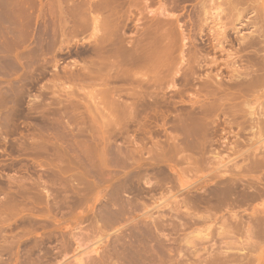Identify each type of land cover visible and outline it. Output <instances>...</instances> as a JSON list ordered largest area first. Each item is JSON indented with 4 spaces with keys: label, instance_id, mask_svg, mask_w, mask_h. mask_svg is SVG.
Here are the masks:
<instances>
[{
    "label": "rangeland",
    "instance_id": "rangeland-1",
    "mask_svg": "<svg viewBox=\"0 0 264 264\" xmlns=\"http://www.w3.org/2000/svg\"><path fill=\"white\" fill-rule=\"evenodd\" d=\"M99 1L98 0H15V1L14 0H0V241L2 240V238H5L6 240L3 239L4 240L3 243L7 242L6 245L2 244L3 240L0 242V248H1L0 256L2 255V257H0V264H19V263H21V264H77V262L74 261V260H76L75 255H77V253H78L76 250L77 244L81 243L80 245H84L83 249H86L88 247L93 246L94 243L98 242L99 240H101V242L97 243L92 248H95L96 246L100 245L99 246V254L103 253L104 256H102V254L98 255V253H96V254L92 253L91 257L93 258V255H94V258H93L94 260L92 259L93 262H95L96 260L97 261L99 260L98 262H100V264H102V263L103 264H109L108 262H110V264H132V263L133 264L134 263H136V264H155V263L156 264H209V262H210V264H212V261H213L215 256H217V257L222 256L223 260L224 259L228 260L230 262V264H232L233 262L235 263L236 260L238 262H236L235 264H240V263L242 264V261H246V260H243V257H244L243 255L246 256V258L244 257V259H247V261L249 262V263H247V261H246V262H243V264H245V263L253 264V262L256 260L257 261L254 264H264V238L262 239V236H264V235L262 234L263 232L261 231V233H259V234H262V235L259 237L258 236L259 235L258 234L259 228H257V227L261 226L259 223L264 219V215H263L264 214V205H263L264 204V201H263L264 195L263 196L261 195L263 200L261 197H260L261 199L260 198L256 199L254 197L255 200H253L254 198L253 199L251 198V199H248V202L244 201V202H246V204L244 202L243 203L238 202L239 205L237 203L236 204L237 207L234 206L235 210L233 208L232 209L233 211L231 209H227V207H226L227 205L219 206L216 204L217 206H215L213 204L212 205L213 207H211V208H214V209L213 210L211 209V212L217 211L215 218L213 219L214 221H212V222L210 221V222L205 223V224L202 223V224H199L196 226H191L192 227L191 228V227H188V225L186 223V222H188V219H186V217H184L185 213H187L191 208L187 207L189 204L187 206H185L187 203L183 205V203H185V202L182 200L184 198H185L184 200H186V198H188L186 195H188V194H182L181 193L178 196L174 197L173 199L172 198L170 199L171 195H169V196L167 195V194H169V192L166 193L165 191H163V195L165 193V195L168 196V200L170 199L168 201L169 203L167 201L164 203V204L167 203L169 206L168 205L165 206L164 204L159 205L161 202V201H159V199L158 200H155V199L151 200L150 197L145 196V195L141 194L140 192L138 193L139 195H137L136 193H135L136 195L135 194L133 195V193H130V191L127 192V194H126V192L121 191V193L124 192L122 194V196L126 200L131 199V201H134V202L139 200L140 205H142V203L143 204L145 203L147 205H146V208L144 206H140L141 209L136 210L132 216H131V214L129 215V217L125 216V218L123 219L124 221L121 220V221H117L115 223L113 222L115 224L114 226H112L113 224H110L108 226L107 222H106L105 224H106L107 228L109 227L108 228L109 230H108L106 228L105 224H103L106 221V219L104 218L103 215L106 216V214L102 211H103L104 204L107 203V200H108L107 197L110 196L109 194L111 193L110 191H111V188L113 187V185L115 183V180L110 178L111 176L110 177L107 176L108 171H106L105 172L106 175H104L102 177L100 176V178L108 177V182L110 184L108 182H107V184H109V187L108 186L106 187L107 184H105V182L103 184H102V182L100 183L99 180L96 179L97 177L95 179H92V177H90V176L87 177V175L86 176L83 175V177L88 178L87 182L88 181L90 182V180H91V182H93L92 184H89V182L87 184H85L84 181H86V180H82L81 178L78 177L80 172H81L80 175L82 177V171H80V170H81V167L83 168L85 162L79 163V164L83 165V166L80 165L81 167L77 164L78 168H76L77 166L75 164H73L77 161V158L79 157V155H76V154H79V151L77 149L80 146H81V148H84V145H86L85 146L86 149L89 150L90 147H88V146H91L92 145L91 142H94L92 140L93 137H88L89 134H91L90 136H94V138H96V140L100 139L99 141L95 140L96 144L99 143V146H101V145L104 146L106 143V144H111V146H114L113 147L114 149H122L123 151H126L127 148L130 149L133 146H135V144L137 146L139 144L138 142H143V144L141 143L142 145L141 144L140 145L145 146L146 144L149 143L148 146H146L147 148H149V147H151L149 145L153 146L155 144L153 142H155L156 140L160 144L163 141H165L167 139V137H168V139L171 138L169 133H167L168 135H165L166 133L163 131V129H164L163 127H165L166 125L169 128L168 130L170 131V134L172 132H177V131L179 132V129L174 130L173 128L172 129L174 131H171L172 130L171 127L173 125V124L171 125V122L177 121L178 119H181L180 117L181 116L183 117V115H185V113H186L185 111H186V109H188L187 107L192 109V107H190V106H192L193 103H194V105H193L194 108H196V107L201 108V107H203V104H205L207 106L206 103H208V102H205V101H209V99L206 100L205 97L203 98V94H201L202 95L201 97H202V100L205 99L204 103L201 104V102H203V101H201L200 104L197 105V104H195V101L193 102V100H195V98H193V97H195L194 94L195 93L199 94V92H201L200 88H201L202 83L201 82L199 83V81H197L196 78H199V76L204 77L205 74H207L209 71H212L215 73L217 70L223 71L222 73L224 76L230 75L229 71H227L226 69L221 70L222 64H220L219 67H217V68L209 70L210 68L206 69V67L204 66V65H206V62L203 63V61H205V59H204L205 55H207V56L209 55L210 57L215 56V57H217V59L219 61H222V59L226 58V56L222 55V53L220 51L214 50L213 46L211 45V42L215 38V32L217 31L218 26L221 25V24H219V21H218V16H220V15L222 16V19L220 22H222L223 25H226V27H227V28L226 27L225 28L227 29L229 40L236 42L235 40H237L239 37L240 38L244 37L245 42H248V43L250 42L254 45V47H250V48L247 46H244L245 49L241 53V54H243L242 59H244L242 64L245 65L247 63L245 61H248V60L251 61V64L253 62H256V65L253 63L255 65L254 69L257 70L258 72H257V74H253V78L254 79L257 78L258 74H259V77L261 76L262 79H264V65L262 62H261L262 64L260 63V61H262L264 58V0H245L244 2H241V5H239L241 7L238 6V10H232L233 7H229V6H232L231 3L229 2V0H173L174 2L170 1V0H148L149 1L148 3L145 0H118V1L115 0L116 4L119 3L118 5L114 4L115 1H113V0L112 1L114 3L111 0H106V1L99 0ZM132 1L134 4H131ZM135 1L137 2V4L135 3ZM168 1H170V2H168ZM105 2H107L106 3L107 5L105 4ZM111 2H112V4H111ZM242 3H243V5H242ZM93 4H94V6H93ZM130 4L132 6L135 5L134 6L135 8L130 6ZM168 4H169V6H168ZM99 5H100V7H99ZM114 5H116L115 10H113ZM170 5H172V6H170ZM83 6L87 7L89 10H87V8H84ZM107 6H109L110 9ZM104 8H105V10H104ZM106 8H108V10H106ZM165 8H166L165 14H160V12H162V10H164ZM167 8H168V10H167ZM81 10H82V12H81ZM83 11H84V13H83ZM112 11H114L113 12L114 15L112 14ZM75 12H77V13H75ZM110 12H111V14H110ZM153 12L155 13V15L153 14ZM221 12L223 14H220ZM80 13H82L81 14L82 17H83V14H85L83 18L84 19L87 18V20L90 23L89 26H88V24H86V23H88V21L82 22L81 20L83 18L80 20V18H81V16L79 17ZM89 15H90V17H88ZM92 15L94 17L98 15L97 16L98 18L96 17L97 22L101 18L98 23H100V22L103 23L104 21L102 22V20H103V18L105 20V17H106V20L108 18L107 21H109L110 19H111V21L114 20L112 22L113 24L115 22H117L118 25L121 26L120 32L125 36V38L128 37L127 40L133 39V40H131V42H130V40H128L129 42H126L127 47H129V44L132 42H134V44L133 43L132 44L135 45L137 41H134V40L143 36L142 33L146 29L147 30L149 29L147 26L152 27V25H154V23L157 22V19H163V18L165 19V18H168L170 16H173V17H171L173 19L179 18L177 24H176V21H174V25L177 28V29L175 28L176 31H175V29H174V31H172L173 30V29H171L172 27L169 28L167 25L164 26L165 31H166V28L168 27L167 30L168 29L171 30L173 32V34L176 35V36H174L172 34L173 37H175V38L178 37L177 38L178 43L179 42L186 43V44L188 43L186 50H188L187 52L190 51L191 53L190 52L188 53V55L186 56V59H190V56L192 55V53L196 54L195 52H198V57L200 56L199 58L204 59V60L200 59V60H202V63L204 66L202 68L203 70L198 69L199 76L197 74L196 75L197 77L195 76V79L189 83L190 85L192 84L191 86H189V84L187 85V83L181 78V81H184L182 84V82L180 80L173 79L175 76L172 75V72H174L173 74H175L176 76H177V73H176L177 70L180 74H182V72L185 70L187 72H189V70H187V69H189V66L191 67V63L188 62V64H187V62H185L183 64H185L186 66L182 65L180 63L181 62L180 58L176 57L175 61L177 63H174V64L176 65V64L180 63V65L183 66L182 69H181V66L176 65V67L174 66L175 68L173 67V69L171 70V74H169L170 72H168V74H166L171 78H168V76L166 77V75H164L165 77L162 75L161 77H163L164 78L163 79L159 76V80H156V81L164 82L162 84L158 83L156 81L155 82L157 83V85L153 84V80L157 79L158 75L160 73H158V74L154 73L155 70L154 71L152 70V72L154 73L153 74V73H151V71H150L151 69H150L149 70L151 73L150 74L151 76H150L149 71L145 70L146 69L145 66H142L143 70L140 69L141 65H133L132 67L130 66L135 73L138 71L137 74H139V75H137L133 72L135 75H137L136 79L134 78L136 80V82H134L135 80L131 79V77H132L131 73H129L130 76L129 75L127 76L128 78L130 77L129 79L126 78V76L124 75L123 79L121 78L123 81L119 80L117 82L118 79L117 80L115 79L116 83H115V80H113V79H111V81H110L109 76H108V78H105L106 74H108V72L110 73V71H109L110 69L108 70L107 67L106 68L104 67L105 69H103V68L100 69V68H98L99 66L97 67V64L99 65V62H96V61H99V60L97 58V55H94L95 52H93L94 51L93 50V48H94L93 44H95V37H96L95 34H97L96 32L98 31L97 30L98 28L96 29L97 30L96 31L95 25L92 23V21L90 22V20H92L90 18H93ZM109 15H112V16L109 17ZM77 17H79V18H77ZM93 19H95V18H93ZM66 20H68V21H66ZM66 24H70V25L67 26ZM76 24L78 26L81 25L80 27H82V28L79 27L81 30L80 31L76 30L74 32V30H75L74 28H76V26H77ZM181 26H183V27H181ZM100 28L101 27H99V29ZM161 28L163 29L162 31H164V28L163 27H161ZM84 29H86V30H84ZM99 32H101V29L99 30ZM175 32L176 33L179 32V33L176 34ZM137 35H139V36L141 35V36L140 37L138 36V38H137ZM179 35H181V36H179ZM211 35H214V37ZM183 36H185V38H186L185 42H183V40H182ZM67 37H69V38H67ZM211 39H212V41H211ZM181 43L179 45H181ZM132 44H130V47L133 46ZM92 52H93V54H92ZM178 52L175 55L179 56L180 53H178ZM254 54H255V56H254ZM111 60H114V58ZM257 61L259 62L258 64H257ZM93 62H95V63H93ZM55 63H56V65H54ZM58 63H59V66L57 67ZM92 63H93V65H95V67H92L93 66ZM248 63H250V62H248ZM85 67L91 68V69L89 68L90 71H88V73H87V70ZM130 67H128L127 69H129ZM177 67H180V69ZM71 68H72V70H71ZM116 68H115V70L117 71ZM134 68H136L138 70H136V69L134 70ZM67 70L69 71L68 73L72 74V75L68 76ZM78 70H79V72H78ZM83 70H86L85 72L87 74ZM141 70L142 71L145 70L148 73L147 76H145L146 74H142L145 72H142ZM96 71L97 72L100 71L101 73L104 71L102 73V75L103 76L105 75V76H104V78H102V80H103V81L101 80L102 82L100 80H98L99 79L98 77H100V76L96 77V75H97ZM130 71H131V69H129V72ZM186 71H185V73H187ZM90 72H93V73L95 72L94 74L93 73L92 74L94 77H96V79H94V77L91 74H89ZM105 72H107V73L105 74ZM155 72H158V71L156 70ZM112 73L113 72L111 71V74ZM163 73H164V71L163 72L161 71V74H163ZM57 74H60V75H58V77H57ZM80 74H81V79H79ZM88 74H89V76L91 75L90 76L91 80L88 78L89 77ZM54 75H56L55 78H54ZM83 75H85V76L82 79ZM143 75L145 78L142 77ZM182 75H184V74H182ZM59 76H60V78H59ZM86 76H88V77H86ZM138 76H139V78H138ZM148 76L150 77L149 79H148ZM152 76L156 77V78H151ZM70 77H72L71 78L72 80H69ZM180 77H181V75H180ZM53 78H54L55 82H54V80H52ZM73 78H74V80H73ZM75 78H78V79H75ZM167 78L169 79L168 81H167ZM92 79H93V81H92ZM104 79H108L106 81L109 82V84L107 82L104 83V81H105ZM143 79L144 80L146 79L147 83L144 82V85L142 86V88L145 87V84H147V85L150 84L149 86L146 85V87L143 88L144 91L145 90L148 91L149 89L152 88L153 90L151 89L150 91H148V92H150L149 95L151 96V92L156 90L155 92L152 93V96L154 94V97H150V99H149V97H147L148 92H145L147 94L146 97L149 100L147 98H145V99H147L148 101H151L152 102L151 104L154 106H152L150 104L151 108H148L147 106H145V105H149V103L147 104V102H148L147 100L146 101H144V100L140 101L142 104L139 105V103H138L139 107H141V108L143 107L142 108L143 110L145 109V107H147V108L145 109L144 114H141V112L143 110L139 109L140 115L137 114V116H140V118L142 117L141 119L138 117L136 119H133L134 121L133 120L130 121V120L124 118V116L128 117V118L130 117L128 111H126L128 114L125 112L127 115L121 111L120 112L119 111L114 112L113 110H115V109H112V106L113 105L119 106L118 104H119V101L121 99L123 101H125V102L120 101L121 104L124 103L122 105L120 104L122 107L124 105L130 104L129 102H131V100L135 101L134 98L131 99V96H129V94L127 96H125L127 94V91H124V90H127L128 89L127 87H129V85H130L129 89L131 87L134 88L136 83H137L136 84L137 86H135V87L138 88L139 87L138 83H140V85H142V81H140V80H143ZM95 80H98V81H95ZM170 80H172V81L177 80V83L171 81V83H172L171 84ZM50 81H51V83H50ZM120 81H122L121 84H120ZM129 81H131V82L129 83ZM151 81H152V85L150 83ZM178 81H180V83ZM258 81H259L258 82L259 84L257 83V85L254 88H252L253 90L251 89L252 92L250 90V91H248L249 93H247L246 92L247 90H245V92H244V90H242V92L247 93V94L243 93L244 95H246L245 96L246 99L242 98L241 101L237 100L236 103H238V101H239L238 104H240V102H241L242 105L240 104V107H241L244 115L243 116L240 115V114H242V112H241L239 115H236L234 117V119L237 120V118H238L237 116H240L238 118V120L240 122H242V120H244L245 117H246V119H250V113H252V115L255 114V115H253V117H255L257 119L256 121H258V119H259V121L263 120L262 122L260 121L261 122L260 124L258 123L259 126H256L254 128V130H251L252 132H249L250 131L249 129H246L247 131H243L242 133L240 132L241 133L240 134L241 140L242 141L244 140L243 141L244 143L246 140L249 141V139H250V142L248 144H245L246 146H242V143H241L242 148H245V149H242L240 147V149H242L241 151L243 153L247 152V150H249L247 155H250V157H251V155H254V154L260 155V156H261V154H264V82H263L264 80L262 81L263 83L260 82L259 79H258ZM53 82L56 83V85L59 84L58 85L59 87H61L63 85L65 87V91L62 90V89H64L63 86L61 87V89L59 87H57L56 92L58 94H60V95H58L55 92V88L53 89V87H56V85L53 86V84H54ZM70 82H71V85H69ZM124 82H125V84H123ZM132 83H134V85H132ZM72 84L77 85L79 88L77 86L76 87L73 86ZM104 84L105 85L107 84V85H109L108 87H112V88H113V86H114V88L117 87L119 90L124 89V90H122L123 92H118L119 91L118 90L117 91L118 95L121 93L123 94L125 92H126V94L125 95L121 94V96H120L121 99L119 97L115 98L117 96H114V95H113V97L111 96V98H114V99H112V102H111L110 101L111 99L109 98L110 99L109 100L108 96L112 95V92L109 95H107L109 93L108 92L109 90H107L108 89L107 85L104 86ZM159 84H161V86ZM193 84H195V85H193ZM67 85L70 86L69 87L70 90L68 89ZM120 85H122V86L124 85L123 87L126 86L125 88H127V89H125L123 87L119 88ZM153 85L154 86L156 85L155 86L156 88ZM172 85H173V87H172ZM182 85L184 86V88ZM71 86H73L74 88H72ZM101 86H104V87L101 88ZM188 86H189V88H188ZM199 86H200V88H199ZM105 87H107L106 88V90L108 92L107 94L104 92L105 90H102V89H105ZM157 87L159 89H157ZM160 87H161V89H160ZM236 88L237 87H235V89L234 88H232V89H234V90L239 89V88H237V89ZM99 89H100V91H103L105 93V95L101 94L102 92H100V94H98L97 90L99 91ZM129 89H128V91H129ZM139 89L141 90V87L138 88V90L137 89H135V90L140 92ZM195 89H199L200 91L195 90ZM79 90H81V91H79ZM157 91H158L159 99H160V97L163 98V95L161 96V94H165L164 96H167V98H169V96L171 98H173L171 104H173V106H175V107H173L171 104H169V102H171L169 99H171V98H169V99L163 98V100L165 99L164 100L165 102L162 101L161 99H160V101H158L159 99L156 95ZM181 91H182V93H181ZM65 92H67V94ZM205 92L206 91H204L202 93H205ZM159 93H161V94H159ZM177 93L179 94V96ZM72 95L74 96V98H72L73 97ZM101 95L105 96V99L102 98ZM192 95H193V97H192ZM124 96H125V98H124ZM128 96L130 97V99L128 98ZM96 97H98V98H96ZM36 98H38V99H36ZM156 98H157V100H156L157 102L155 104L154 101ZM115 99H118L119 101L115 100ZM152 99H154V101H152ZM107 100H108V102H107ZM113 100H114V102H113ZM115 101H117L116 104H115ZM143 101H144V103H143ZM166 101H168V102L166 103ZM173 101L176 103V105ZM159 102H161V103H159ZM162 102H164V103H162ZM112 103H113V105H112ZM157 103H158V105H160L162 107L161 112H159L160 107L157 109V107H158ZM35 104L37 105V107ZM110 104H111V107L109 110ZM143 104H145L144 105L145 107L143 106ZM163 104H164V106H163ZM188 104H191V105H188ZM96 105H97V107H96ZM208 105H209V103H208ZM260 105H262L263 108ZM166 106H168V107H166ZM182 106H183V108H182ZM114 107L115 106H113V108ZM169 107L173 111L171 110V112H170ZM176 108H178V109H176ZM199 108H197V109H199ZM147 109H149V110L152 109V110H150V112L152 111L154 114L150 113L149 110L146 111ZM155 109L158 110V114H157V111ZM166 109H169L167 111L168 114L166 113L168 116L165 114ZM180 109H182V110H180ZM177 110H179V111H177ZM104 111H105V113H104ZM148 112H149V115L151 114L150 116L147 114ZM179 112H182V113L179 114ZM118 113L121 115V117ZM161 113H163L162 115H164V114L166 115V116L165 115L164 116L166 118H168L167 119L168 121L172 120V118L173 119L176 118V119L168 122L165 120L166 118H164V116L162 117ZM169 113H171V114H169ZM95 114H96V116H95ZM117 114H118V116H116ZM215 114H217V115H215ZM218 114H219V116H218ZM221 114H223V115H221ZM153 115L156 118L158 117V119H155L153 117ZM108 116L112 120L108 119L109 118ZM175 116H179V117H175ZM144 117L145 118L147 117V119H150L153 123L150 121L148 122V120H147V122L149 123L148 124L146 122V119H144ZM209 117L214 119V120L211 119L210 120L211 122L209 121L210 123L213 122V125L210 124L211 126H209L211 130L214 128L213 126H215V128L213 130L216 131L217 128L219 129V125L221 124L220 126L222 128L226 129L228 132L231 131V129L227 125L224 126L226 124V123H224L225 122L224 113H222V112L216 113L215 112L213 115H210ZM120 118L123 120H121ZM152 118H154L155 121L152 120ZM241 118H243V119H241ZM163 119L165 122H167V124L165 126H164L165 122L163 121ZM115 120H119V121L121 120L122 122H126V124L127 123L128 124L124 125L122 127V124H123L122 123L121 124L122 128H120V127L117 128L115 126L116 129H118V130H115V127L113 125L114 124L113 121H115ZM126 120L129 122H127ZM137 120H138V124L139 123L141 124V125L139 124V127L137 124ZM215 120H217V121H215ZM110 121H112V122H110ZM121 121H120V123H121ZM214 121L217 123H214ZM109 122L111 125L108 124ZM161 122H164L163 125L160 124ZM130 123H132V124H130ZM136 124H137V126H136ZM216 124H219L218 127ZM92 125H94L95 129L97 127V129H96L97 131H95L93 129ZM103 125H104V128L102 127ZM105 125L107 126V128L109 130L111 128V130H112V131L110 130L111 133L107 132L109 130H107V128L105 129ZM142 125L144 128L142 127ZM159 125H160V127H159ZM146 126L148 127L147 129L145 128ZM167 127H165L166 132H169V131H167ZM209 127L206 130L207 133L211 131L209 129ZM139 128H140V130H139ZM141 128H142V130H141ZM247 128H249V127H247ZM148 129H149V131H148ZM89 130H92V131H89ZM219 130H220V132H219ZM219 130H217L216 132L213 131L214 133L210 132V134L207 135V137H205L206 135L205 136L203 135L205 137V139H208V141L205 139H202L204 137H201V139H200L202 141L205 140L204 142H206L207 146H209V148H207L209 151H208V153L206 152V154L208 156L205 155L206 158H208V160H205L207 165L204 167V171L201 172V174H203V175H201L199 173V175H197L198 178H197V176H196V178H194L195 177V176H193L194 174L187 173V176H186V172H183L185 174V175L183 174L185 177L184 176H183L184 178L182 177V181L184 183H187L188 184L187 186L194 185L195 187H199V188L201 187L202 189L200 188L198 192H201L204 188L210 190V189L215 188V186H216V185H214L215 179H213V177L215 175L212 176V174H215V171H214L215 169H213V167L219 168V165H217L215 163L217 159L212 158V160H215L214 163L217 165L216 166L214 164V166H213V164H212L213 161L209 157V155H211V154H209V153L212 151L211 148H213V147H214V149H213L214 151H212V154H213V152L219 151V149H216V148H218V146L220 147L219 142L222 141V136H223L222 134L226 133V130H223V129H219ZM236 130L238 132L237 128H234L233 132L235 131L234 133H237ZM98 131H100L98 133L99 136H100V134L103 135V133H106L107 136L99 137L97 135ZM113 131L115 133L114 135L112 134ZM223 131H225V132H223ZM147 132H149L148 135L146 134ZM180 132H181V133H179V134H181L180 137L181 138L183 137V140H186L184 138L185 136L182 135V134H184L183 131L180 130ZM108 133H110V135L112 134L111 140L109 137L110 135ZM219 133H221V134H219ZM172 134L175 135L174 133H172ZM177 134H176V136H177ZM211 134H215V135H211ZM96 135L99 137L98 139H97ZM216 135H218V137ZM149 136H152V137H149ZM164 136L166 137V139ZM208 136H210V138L212 136L213 137L216 136L218 139L217 138L214 139L215 137L214 138L212 137V139H214L215 142L212 139H210V141H209ZM232 136L233 135L229 136V142L230 143H232L234 140V138ZM180 137L178 136L177 138H180ZM101 138L107 139L106 140L107 142H105L104 144L100 143L101 141L104 142ZM133 139L136 142H134V141L132 142L131 140H133ZM146 139H148V140L146 141ZM219 139H220V141H219ZM71 140H72V142H71ZM174 140H176L175 137H174ZM130 141L133 143V146L130 143ZM169 141H165L166 143L163 142V143H165L164 146H167V142L169 143ZM211 141L214 143L210 144ZM216 141H218V142H216ZM178 142L181 143L182 139H181V141H179V139H177V142L175 141L176 144H180ZM128 143H129V145H128ZM244 143H243V145H244ZM75 144H77V146H79V147L77 148ZM94 144L95 143H93V145L91 146V150H89V151H91V154L93 153L96 155L97 153L100 152L101 149H99L100 147L97 145L99 147L98 150L96 148V150L94 149L95 153L92 152L93 151L92 147L94 148V146H95ZM70 145L71 146L73 145V147H72L73 149H71V152H74V151H72L74 149L77 150V152H78V153H76V151H75V153H76L75 155H74V153H72L73 154L72 160H73V157L78 156V157L74 158L75 162H70V160H69V159H71V158H69L70 155H67L70 153V151H69ZM82 145H83V147H82ZM140 145H138V146H140ZM211 145H213V146H211ZM162 146H163V144H162ZM179 146L182 149H183V147L184 148L188 147L186 145V143L184 144V142H183V144H181ZM224 147L223 148L225 151L223 150V148L221 149V147H220V155L223 151L224 154L223 153L222 154H223L225 159H227L226 156L227 157L229 156L230 160H231V158H233V161H234L235 157H237L236 158L237 160H235L236 162L239 160L237 163H234L235 162L234 161L232 164H235V165L237 164L236 166H238V167H242V166L245 167V166L249 165V163L251 162L250 160H247V159H246L247 161L243 160L244 159L243 157H238V155L234 154L233 152H232L233 153L232 154L230 152L229 146L228 147L224 146ZM81 148L79 150H81V152L82 151L83 152L80 154H82V156L84 158H85V156L86 157L90 156V154H89L90 152L87 153L88 155H86V149L85 148L81 149ZM188 148H186V149H188ZM198 148H199V150H197V148L196 149L189 148V149L190 150L192 149L193 152H195L194 150H197V151L201 150L200 147H198ZM192 150L188 154L189 157H190V153H192ZM215 150H217V151H215ZM68 151H69V153L65 154V152H68ZM96 151H97V153H96ZM183 151H184V149L182 150V152ZM182 152H180V154H183L185 151L183 153ZM196 152H195L194 156L195 155L198 156L199 154L202 153V151L200 153L197 152L198 154ZM84 153H85V156L83 155ZM187 153H188V151H187ZM93 154L91 155L92 157L94 156ZM192 154H191V156H193ZM203 154L204 153L199 155L200 156L199 158H201V156ZM179 155L176 158L177 161H178ZM66 156H68V157H66ZM180 156L187 157L184 155H180ZM64 157L68 158L67 160H69L71 166L69 164H67V160H66V158L64 160ZM211 157H213V156H211ZM220 157L222 158V155ZM251 158H253V156ZM225 159H224V161L227 162L228 159L227 160H225ZM174 161L171 164H174ZM207 161L208 162L211 161V162H209L212 165L211 168H209L210 165L208 167L209 163H207ZM217 163L219 164L218 160H217ZM242 163H243V165L239 166V164H242ZM183 164L186 165V163H183ZM183 164L180 165V163H178V166H175L176 164H174V166L177 167L178 171L182 172L183 169L181 167L186 169V167ZM72 165L73 166L75 165L76 167L74 166L75 168H73ZM121 165H120V167H121ZM179 165H180V167H179ZM122 166L124 168V165H122ZM65 167H66V171H65ZM67 167H70L71 170L68 171V169H70V168H67ZM156 167L157 168L159 167L158 169L156 168V171H155L156 174L159 175V173H157V170H159V169L163 170V168H166V167L168 168V165L163 164V165L156 166ZM206 167H208V168L206 169ZM117 168L119 169V166H117ZM117 168L115 167L116 170H117ZM121 168L119 170L123 169V168L122 169ZM63 169H64V171H62ZM72 169L74 170L73 172H71ZM77 169H78V171H76ZM86 169H88V168H86V166H85L84 169H82V170L86 171ZM222 169L223 170H221V171L224 172L225 168H222ZM89 170H90V168H89ZM113 170L114 169L112 168V170L110 169L109 171H113ZM119 170L116 171L118 175L120 174L119 176L123 175L121 173H126L124 171H127L126 167H125V169H123L122 172L120 171L121 173L120 172L118 173ZM161 170H159V171H161ZM164 170H166L168 172L169 169H164ZM202 170H203V168H202ZM67 171H68V173H67ZM98 171L100 172L99 169L95 171L98 173V175L96 173H95L96 175L95 174L94 175L90 174V175H93L94 177L95 176L99 177V174L101 175V172L99 173ZM143 171H141V172L144 173ZM65 172L67 175L65 174ZM69 172H71V173H69ZM181 172H179V174ZM253 173H255V175H253ZM253 173H252L253 176H259V175L262 176L264 174V170H261L260 173H258V171L257 172L255 171ZM74 174L77 175L78 179L82 180L83 186L89 184V186H85L86 188L87 187L90 188V185H91V187L93 186L94 190H93V187L91 189L94 192H91L92 190L88 189V188L86 189L87 191L85 190V188L83 189L81 187L82 186L81 181H77V178L75 177L76 175L74 176ZM83 174H85V172H83ZM200 175H201V177H200ZM72 176L74 177V179L76 178V180H74L72 178ZM261 176H259V177L261 178ZM263 176L261 179H264ZM160 178H161V176H160ZM174 178L177 179V177H174ZM72 179L74 180V182H71ZM83 179H86V178H83ZM109 179L112 180V185L110 182L111 180L109 181ZM228 179H229V177L228 178L227 177L222 178V182L224 180H226V182H228L227 181ZM65 180H69L70 184L71 183L72 184L70 185ZM94 180H96V184H95ZM101 180L102 179H100V181ZM121 180L117 181L116 184H118V182L121 185L124 184V182H122ZM145 180H146V178H142L140 180V182L136 183V188L140 189V191L147 187V186H145ZM103 181H105V179ZM113 181H114V183H113ZM97 182L102 184V185H104V184L105 185L102 186V188H101L100 187L101 185L97 184ZM175 182H176V180H175ZM163 183L165 184L164 180H163L162 184ZM78 185L80 186V189L82 188L81 190H79ZM66 186H68V187H66ZM96 186L97 187L99 186V187L97 188ZM75 187H77V190L75 189ZM95 187L97 189H95ZM105 187L110 190V191L108 190V192H110V193H108V195H107V189ZM71 188H72V190H71ZM73 188H74V190H73ZM126 188L127 187L124 186L125 191H127ZM44 189H50L52 192V195H51L52 197L47 198V195L45 194L46 191ZM50 190H48V191L50 192ZM82 190H83V192H82ZM88 190H90V191H88ZM65 191H67V192H65ZM71 191L72 192L74 191V193H72ZM77 191H78V193H77ZM86 192H88V194H86ZM80 195H81V197L79 198ZM84 195L86 197H84ZM167 196H166V198H167ZM135 197L137 198L136 200H135ZM158 197L160 198V195H158L157 198ZM51 198L54 200H52ZM148 198H149V200H148ZM190 199L188 201H190ZM50 201H51V203H50ZM52 201L55 204V205H53V209L51 208V206H48V205L53 204ZM182 201H183V203H182L183 206L177 210V212L179 210H181L182 213L180 211H179L180 213L179 212L176 213L175 211L171 210V207L176 206V202H182ZM240 201H243V200H240ZM7 203L11 204L9 209L6 208V206H5ZM137 204H138V201H137ZM261 204L263 207L260 206ZM203 205L204 206H202L200 210H205L204 207L206 205L205 204H203ZM2 206H4V207H2ZM56 206H58V207L56 208ZM149 206H151V207H149ZM32 207H34V210L30 211L32 214H28L29 209H31ZM49 207L54 211H50ZM189 207H192V206H189ZM206 207H209V206H206ZM216 207L218 209L220 207H222L224 209L220 208V210L221 209L222 210L219 211ZM2 208H4V209L2 210ZM142 208H144L143 210H145V211H143ZM260 209H263V212H262V210L260 211ZM21 210H23V211H21ZM100 210H102V211L100 212ZM157 210H160V211H157ZM183 210H185V211H183ZM186 210H187V212H186ZM191 210L193 211V209H191ZM191 210H190V212H192ZM241 211L243 213H241ZM99 212L102 213L101 216L99 215L100 214ZM145 212L146 213L150 212V213L154 214V218L155 217L156 218L161 217V216H159V213H161L162 215L165 213L166 216L163 215L162 219L159 218V220L157 218L156 223H159L157 225H161V227L156 225V228L153 229V231L147 233V236L153 235V236H151L152 238L154 237L153 240L150 236L147 237L146 233H145V235H143L141 237V238H143V240L147 239V241L145 240L146 241L145 245L142 244V246L143 245L144 246L142 248L143 252H142L141 256L139 255V256H137L138 258H136V256L133 254V252L128 247L131 244V241L132 242L135 241L134 239L136 238L135 237L136 233L140 232V234H137V235H139L138 239H141L140 236L143 234V231L136 229V227L134 226L141 219L137 220L135 217L143 216L145 214ZM257 212L259 214L258 216H257ZM231 213H232V216H231ZM233 213H234V218H236V221H235V219H231L233 217ZM261 213H262V216H261ZM179 214H182V215L180 216ZM237 214H239V217L241 218L240 219L241 223H242V221H243V223H245V221L247 222V220L251 218L253 220V222L251 221V219L248 220L249 222L254 223L256 221L255 223L259 224L258 226L256 224L257 232H255V234L257 235L259 240L256 236H254L256 238H254L252 236L253 239H255V241L253 243H256V241H257V243L259 242L258 245H257V243L255 244V245H257L256 247H258L254 250L255 252L253 251V249L252 250L249 249V248L255 247V245L253 246V244L250 242L252 239L249 240L247 238H250V237L245 236V235L249 236V233L247 232V234H245V232L243 233V231H242V233L244 234V235H242V233H240L238 231L240 222L237 223V221L239 220V219H237V218H239ZM249 214H250V216H249ZM251 214H253V215L256 214V217H257V218L255 217L256 220L253 219L254 216ZM25 215H26V217H25ZM217 215H218V217H217ZM244 215H245V218H244ZM168 216H169V218H168ZM230 216H231V218H230ZM242 216H243V220H242ZM259 216H261L262 219L258 218ZM128 218H130V219H128ZM37 219H38V221H37ZM133 219H135V220H133ZM182 219H184V220H182ZM24 220H26V221H24ZM27 220L28 221L30 220V222H28ZM102 220H104L103 223H102ZM233 220H234V224L236 226L234 224H233L234 226L231 225L233 223ZM258 220H260V222ZM31 221L34 222V226H32L33 224L31 225V223H33ZM9 223H11L12 226ZM29 223H30V225H29ZM255 223L254 224L248 223L247 224L248 227L245 226L246 224H241V225L244 226V227L242 226L243 230L247 231L249 228H253ZM7 224H9V225H7ZM102 225H104L105 227L103 226L104 227L103 228ZM206 225H207V227H206ZM252 225H253V227H252ZM110 226H112V227H110ZM203 226H205L206 228ZM231 226L234 228H232ZM249 226H251V227H249ZM179 227H180V229H179ZM242 227L240 226V229ZM233 229H235V231H238L239 233L236 232L237 234H235V231ZM22 231H24V232H22ZM154 231L156 233H154ZM159 231L162 234V236H160L161 234L159 233ZM198 231L199 232H205V234H206V232H209L208 233L210 235L209 239L207 238L206 239L207 241H204V239H202V238L198 239L195 236V234ZM74 232H76V233H74ZM150 233H152V234H150ZM3 234H5L4 235L5 237H2ZM25 234L28 236H26ZM157 234H159V235H157ZM19 235L21 236L20 238H15V236L19 237ZM74 235H75V239L73 237ZM77 236H79V238ZM144 236H146V237L144 238ZM156 236H157V238H156ZM190 236H192L191 239L194 240V241L192 240L193 243H192V245H190L191 247L186 244V239ZM22 237H25L26 239L22 238ZM71 237H72V239H71ZM131 237H132V240H131ZM133 237H134V239H133ZM195 237L197 238V240L194 239ZM161 238H163V239H161ZM13 239L14 240L16 239V240L13 241ZM66 239H67V241H66ZM76 239H80V240H76ZM149 239H151V240H149ZM200 239H202L203 241H201ZM244 239H246L247 241ZM17 240L21 241V242H19V246L17 245L18 248L15 247L17 249V250H15L13 248V246L18 243ZM161 240H163V241H161ZM195 240H196V242H195ZM210 240H211V242H210ZM10 241H11L10 245L12 248L10 250H12L14 253L17 254L16 256H13V257H10L13 255V254L11 255L10 253H13V252L12 251L8 252V250H6L7 248H9L7 246H9L8 244L10 243ZM69 241H71V242H69ZM164 241H166V242H164ZM216 241H217V243H215ZM65 242H66V244H64ZM20 243H21V245H20ZM163 243H164V245L166 244L165 246L163 245L164 249L167 246V249H165L166 251L165 250L163 251V248H160V247H162ZM247 243H251V245L253 247H250L251 245L247 244ZM70 244H72V245H70ZM195 244H197L198 246L197 245L195 246ZM212 244H214V245L212 246ZM245 244L247 246L249 245V247L245 248V246H246ZM259 244H261V246ZM65 245L68 246V248L65 247ZM63 246H64V249H63ZM70 246H72V249ZM126 246H127V248H126ZM20 247H21V249H20ZM69 247H70V249H69ZM104 249H106L107 252L104 251L105 252L104 253L103 252ZM108 249H110V250L108 251ZM116 249H118V250H116ZM145 250H146V252H145ZM128 251L130 253H132L133 256L131 254H129ZM221 252L224 253L225 255L222 254ZM249 252H253L252 254H253L254 258L251 257L252 254ZM4 253H7L8 255H5ZM172 253H173V255H172ZM18 254H19V256H22V258L18 257ZM95 255H96V258H95ZM106 256L108 257V259L110 261H108ZM210 256H212V258ZM15 257H17V258H15ZM134 257L136 258V260H130L129 259V258L134 259ZM226 257H227V259H226ZM235 257L237 259H235ZM139 258H140L141 263H139L140 262L138 260ZM219 258H221V257H219ZM239 258L241 259V261ZM1 259H3V260L1 261ZM103 259H105L104 262H103ZM251 259H252V261H251ZM92 260H91V262H92ZM137 260L139 262H137ZM97 261L95 264H98ZM142 261L145 263H143ZM91 262H90V264L93 263V262L92 263Z\"/></svg>",
    "mask_w": 264,
    "mask_h": 264
},
{
    "label": "bare ground",
    "instance_id": "bare-ground-1",
    "mask_svg": "<svg viewBox=\"0 0 264 264\" xmlns=\"http://www.w3.org/2000/svg\"><path fill=\"white\" fill-rule=\"evenodd\" d=\"M15 1V0H14ZM99 1V0H98ZM103 1H106V0H103ZM112 1V0H111ZM113 1H115V0H113ZM112 1V2H113ZM118 1V0H117ZM147 3L149 2L148 0H145ZM170 1H173V0H170ZM170 1H168V2H170ZM245 0H229V2L231 3V5L232 6H229V7H233L232 8V10H238V6L239 5H241V2H244ZM100 2V1H99ZM110 2V1H109ZM112 2H111V4H112ZM124 2V1H123ZM131 2V1H130ZM152 2V1H151ZM174 2V1H173ZM62 3V2H61ZM94 3V2H93ZM104 3V2H103ZM107 2H105V4H106ZM114 3V2H113ZM135 3L137 4V2L135 1ZM70 4V3H69ZM102 4V3H101ZM104 4V5H105ZM114 4H116V1H115V3ZM119 4V3H118ZM118 4H116V5H118ZM131 4H134L133 3V1H132V3ZM130 4V6H132ZM172 4V3H171ZM96 5V4H95ZM107 5V4H106ZM116 5H114V9L113 10H115V7H116ZM149 5V4H148ZM173 5V4H172ZM172 5H170V6H172ZM230 5V4H229ZM242 5H243V3H242ZM93 6H94V4H93ZM111 6V5H110ZM135 6V5H134ZM134 6H132V7H134ZM163 6V5H162ZM168 6H169V4H168ZM84 7V6H83ZM99 7H100V5H99ZM98 7V8H99ZM104 7V6H103ZM106 7V6H105ZM108 8H109V6H107ZM113 7V6H112ZM239 7H241V6H239ZM84 8H87V7H84ZM83 8V9H84ZM108 8H106V10H108ZM135 8V7H134ZM133 8V9H134ZM148 8V7H147ZM169 8V7H168ZM168 8H167V10H168ZM94 9V8H93ZM103 9V8H102ZM110 9V8H109ZM86 10V9H85ZM87 10H89L88 8H87ZM92 10V9H91ZM101 10V9H100ZM104 10H105V8H104ZM117 10V9H116ZM131 10V9H130ZM173 10V9H172ZM63 11V10H62ZM69 11V10H68ZM94 11V10H93ZM81 12H82V10H81ZM90 12V11H89ZM113 12L114 11H112V14H113ZM116 12V11H115ZM131 12V11H130ZM165 12H166V8L164 9V10H162V12H160V14H165ZM64 13V12H63ZM75 13H77V12H75ZM79 13V12H78ZM83 13H84V11H83ZM88 13V12H87ZM86 13V14H87ZM99 13V12H98ZM106 13V12H105ZM109 13V12H108ZM159 13V12H158ZM225 13V12H224ZM82 13H80L79 14V17L81 16V18H80V20L84 17V15L85 14H83V17H82V15H81ZM110 14H111V12H110ZM153 14L155 15V13L153 12ZM220 14H223L222 12L220 13ZM227 14V13H226ZM64 15V14H63ZM73 15V14H72ZM114 15V14H113ZM60 16V15H59ZM87 16V15H86ZM98 16V15H97ZM97 16H93L92 15V17L93 18H95V19H93V18H90V19H92V20H90V22L92 21V23L95 25V30L97 31L96 33L97 34H95L96 35V37H95V44H93V46H94V48H93V52H95V54L94 55H97V58H98V60L99 61H96V62H99V65L97 64V67L98 68H100V69H105L106 67L108 68V70L110 71V73L108 72V74H106L107 72H105V74H106V77L105 78H108V76H109V79H110V81H111V79H113V80H117V82L119 81V80H122L123 79V77H124V75L126 76V78H128L127 76L129 75L130 76V74L129 73H131V75H132V77H131V79L132 80H135L136 79V77H137V75H139V74H137V72L135 73L133 70H132V66L133 65H141V68L140 69H142V66H145V70L146 71H149L150 69V71H151V73H153L152 72V70L154 71H158V72H155L154 71V73H160L159 75H158V78L157 79H155V80H153V84H156L157 85V83L156 82H158V81H156V80H159V76L161 77L162 75L164 76V75H166V74H168V72H170L169 74H171V70L173 69V67L175 66L176 67V65H178V66H181V69H182V65H185V64H183V63H185V62H187V64H188V62L189 63H191V67L189 66V69H187V70H189V72H187L186 70V72L187 73H185V71H183L182 72V74H184V75H182V74H180L179 72H178V70H177V76L179 77H177L175 74H173L174 72H172V75L173 76H175L173 79H177V80H180L181 81V78L187 83V85L190 83V82H192L194 79H195V76L198 74V69H201V70H203L202 68L205 66L206 67V69L207 68H210L209 70H212V69H214V68H217V67H219V65L220 64H222V67H221V70L222 69H226L227 71H229V76H224L223 75V71H220V70H217L215 73L214 72H212V71H209L207 74H205V76L203 77H201V76H199V74H198V76H199V78H196L197 79V81H199V83L201 82L202 84H201V88H200V86H199V88L201 89V92H199V94H197V93H193L194 94V96L195 97H193V95H192V97L193 98H195V100H193V102L195 101V104H200V102L201 101H203V102H201V104L202 103H204V100L206 99H209V101H205V102H208L209 103V105H208V103H206L207 104V106L205 105V104H203V107H201V108H199V107H196V108H194V103H193V105L192 106H190V107H192V109L191 108H189V107H187L188 109H186V113H185V115H183V117L181 116L180 118L181 119H178L177 121H172V120H175V119H173L172 118V120H170V121H172L171 122V125H172V127H171V129L173 128L174 130L175 129H179V132L177 131V132H172V133H174L175 135H173L172 133L170 134V131L168 130L169 128L167 127V122H165L164 121V119H163V121L165 122H161L160 124L161 125H163V123H164V126L165 127H167V131H169V132H166V128L165 127H163L164 129H163V131L166 133L165 135H168L167 133H169V135L171 136V138L170 139H168V137H167V139H166V137H165V141H169V143L167 142V146H164V144L166 143L165 141H163V142H165V143H160L159 144V142L156 140L155 142H153V143H155L153 146L152 145H149V146H151V147H149V148H147L146 146H148V144H146L145 146L143 145V146H141L142 144H143V142H138L139 144L138 145H140L141 143V145L140 146H136V144H135V146H133V141H134V139L133 140H131L130 141V143L132 144V148H130V149H126V151H123L122 149H114L113 147L114 146H111V144H106L105 142H107L106 140L107 139H102L104 142H100V143H105V145L103 146V145H101V146H99V143L98 144H96V142H95V140H96V138H94V136H90L91 134H89V136L88 137H93V141L94 142H91L92 143V145H93V143H95L94 145L96 146H94V148L92 147V152H94V149L96 150V148H97V150H98V148L99 149H101L100 150V152L99 153H97V151H96V155L95 154H93L94 156L92 157L91 155V151H89V150H91V146H88V147H90L89 148V150L88 149H86V145H84V148L86 149V155H88L87 153H89L90 154V156H85V153L83 154L84 156H85V158L82 156V154H80V153H82L81 152V150H79L80 148H81V146L79 147V146H77V144H75L76 145V147L78 148L77 150L79 151V154H76V153H78L77 152V150H72V151H74V152H71V149H73L72 147H73V145L71 146L70 145V147H69V151H70V153H69V151L68 152H65V154H67V153H69V154H67V155H70V157L69 158H71V159H69L70 160V162H75V160H74V158H76V157H78V156H76V157H73V160H72V156H73V154L72 153H74V155L76 154V155H79V157L77 158V161L75 162V163H73V164H75L74 166L76 167V168H78V165L80 166H83L82 164H79L80 162L82 163H84L85 162V164H84V166H83V168L81 167V170L80 171H82V177H83V175L84 176H86L87 175V177L88 176H90V177H92V179H95L96 177V179H98L99 180V182L101 183L102 182V184L105 182V184H107V182H108V177H103L104 179H105V181H103L104 179L103 178H100V176L102 177V176H104V175H106V171H108L107 172V176H111L110 178H112L113 180H115V183H114V181H113V183H114V185H113V187L111 188V191L109 190V189H107L106 187L108 186L109 187V184H107L106 185V189H107V195H108V193H110L109 195V197H107L108 198V200H107V203L106 204H104V207H103V211L102 210H100V212L102 211V212H104L105 214H106V216L105 215H103L104 216V218L106 219V221L103 223V221L104 220H102V223L103 224H105L106 222H107V225L109 226L110 224H113L112 226H114L115 224V222H117V221H121V220H123L124 218H125V216H128L129 217V215L131 214V216L134 214V212L136 211V210H140L141 209V207L140 206H144L145 208H146V205L147 204H143L142 203V205H140L139 204V200H137L138 201V204H137V201H131V199L130 200H126L125 198H123V196H122V194L124 193V192H126V194H127V192H129L130 191V193H133V195L136 193L137 195H139L138 193L140 192L141 194H143V195H145V196H148V197H150V199L152 200V199H155V200H158L159 199V201H161L160 202V204L159 205H162V204H164L166 201L168 202L171 198L173 199L174 197H176V196H178L179 194H188V195H186L189 199H190V201H188L189 199L188 198H186V200H184V199H182L185 203H183V201L182 202H176V208L175 207H171V210L172 211H175L176 213H178L179 211L182 213V211L181 210H179L178 212H177V210L178 209H180V207H182L184 204H186L185 206H187L188 204V208H191V209H193V211L192 212H190V210L187 212V210H186V212L187 213H185V216L184 217H186V219H188V222H186L187 223V225H188V227H191V226H196V225H199V224H202V223H208V222H212V221H214L213 219L215 218V215H216V212L217 211H214V212H211V209L213 210L214 208H211V207H213L212 205L214 204L215 206H217V205H219V206H224V205H227L226 207H227V209H233L234 208V206H236V204L239 202V203H243L244 201H247L248 202V199H253L254 197L257 199V198H260L261 197V195L263 196L264 195V179H261L262 178V176L264 175H259V176H261V178L259 177V176H253V175H255V173H253V172H257L258 171V173H260L261 172V170H264V154H261V156L260 155H251V157L253 156V158H251L250 157V155H247V153L249 152V150H247V152H242L241 150L242 149H245V148H242V146H246L245 144H248L249 142H250V139H249V141L248 140H246L245 138V143L241 140V136H240V134L243 132V131H247L246 129H249L250 131L249 132H252L251 130H254V128L256 127V126H259V124L263 121V120H260L259 121V119H258V121H256L257 119L255 118V117H253V115H255V114H253L252 115V113H250V119H246V117H245V121L244 120H242V122H240L239 120H238V118L240 117V116H237L236 118H237V120H235L234 119V117L236 116V115H239L241 112H242V109H241V107H240V104H241V102H240V104H238L239 103V101H238V103H236V101L237 100H242V98L244 99L245 98V96L246 95H244V94H247V93H249L248 91H250L252 88H254L256 85H257V83L259 82L258 81V79L260 80V82H262L264 79H262V77L260 76L259 77V74H258V77L257 78H253V74H257V70H255L254 69V66L256 65V62H253L252 64H251V61L250 60H248V61H245V62H247L245 65L244 64H242V62H243V60L244 59H242V55L243 54H241L242 53V51L245 49V47L244 46H247V47H254V45L252 44V43H248V42H245L244 40H245V38L244 37H239L237 40H235L236 42H233L232 40H229L228 39V32H227V27H226V25H223V23L222 22H220L221 21V19H222V16L220 15V16H218V21H219V24H221L220 26H218V28H217V33L215 32V38H214V40L212 41V39H211V45L213 46V48H214V50H216V51H220L221 53H222V55H225L226 56V58L225 59H222V61H219L218 59H217V57H210L209 55L207 56V55H205L204 56V59H205V61H203V63H205L206 62V65H204L203 66V63H202V60H204V59H202V58H199L198 57V52H195L196 54H193L192 53V55L190 56V59H186V56L188 55V53L190 52H187L188 50H186V47H187V44L186 43H181V42H179L178 43V37L177 38H175V37H173V32L172 31H174V29L176 28L175 27V25H174V21H176V24L178 23V19L177 18H171V17H173V16H170V17H168V18H163V19H157V22L156 23H154V25H152V27L150 28L149 26H147L149 29L147 30H145L142 34H143V36H139V35H137V38H138V36L140 37V38H138V39H135L134 41H137L136 42V44L135 45H133L134 44V42H132V43H130V44H132L133 46H131L130 47V44H129V47H127L126 46V42H129L128 40H130V42H131V40H133V39H128L127 40V38H125V36L120 32V25H118V23L117 22H115L114 24L112 23L113 21H111V19L109 20V21H107L108 20V18H107V20H106V17H105V20H104V18H103V20H102V22L103 23H98L99 21H100V19H99V21L97 22L96 21V17ZM107 16V15H106ZM110 16H112V15H109V17ZM131 16V15H130ZM169 16V15H168ZM79 17H77V18H79ZM88 17H90V15L88 16ZM115 17V16H114ZM113 17V18H114ZM69 18V17H68ZM74 18V17H73ZM98 18V17H97ZM158 18V17H157ZM75 19V18H74ZM116 19V18H115ZM119 19V18H118ZM62 20V19H61ZM77 20V19H76ZM98 20V19H97ZM117 20V19H116ZM66 21H68V20H66ZM82 22L84 21V22H86V21H88L87 20V18L86 19H82L81 20ZM94 21V22H93ZM111 21V22H110ZM130 21V20H129ZM76 22V21H75ZM154 22V21H153ZM67 23V22H66ZM69 23V22H68ZM77 23V22H76ZM91 23V24H92ZM78 24V23H77ZM76 24V25H77ZM86 24H88V26H89V21H88V23H86ZM120 24V23H119ZM67 26L68 25H70V24H66ZM165 25H167L169 28L170 27H172L171 29H173L172 31L171 30H167V28H166V31H165V28H164V26ZM75 26V25H74ZM73 26V27H74ZM81 26V25H80ZM80 26H76V28H74L73 30H74V32L77 30V31H80L81 29L80 28H82V27H80ZM98 26V27H97ZM174 26V27H173ZM186 26V25H185ZM79 29H78V28ZM99 27H101L100 29H101V32H99ZM130 27V26H129ZM161 27H163L164 28V31H162L163 29L161 28ZM178 27V26H177ZM181 27H183V26H181ZM226 27V28H225ZM84 28V27H83ZM132 28V27H131ZM130 28V29H131ZM134 28V27H133ZM145 29V28H144ZM161 29V30H160ZM177 29V28H176ZM176 29H175V31H176ZM84 30H86V29H84ZM137 30V29H136ZM183 30V29H182ZM70 31V30H69ZM126 31V30H125ZM181 31V30H180ZM184 31V30H183ZM73 32V33H74ZM56 33V32H55ZM95 33V32H94ZM131 33V32H130ZM176 33V32H175ZM179 33V32H178ZM178 33H176V34H178ZM136 34V33H135ZM134 34V35H135ZM173 34V35H172ZM67 35V34H66ZM94 35V36H95ZM68 36V35H67ZM174 36H176V35H174ZM179 36H181V35H179ZM186 36V35H185ZM185 36H183V42H185V40H186V38H185ZM211 36H213L214 37V35H211ZM57 37V36H56ZM65 37V36H64ZM231 37V36H230ZM67 38H69V37H67ZM66 38V39H67ZM93 38V37H92ZM135 38V37H134ZM232 38V37H231ZM64 39V38H63ZM73 39V38H72ZM189 39V38H188ZM187 39V40H188ZM233 39V38H232ZM127 40V41H126ZM210 40V39H209ZM217 40V41H216ZM66 41V40H65ZM180 41V40H179ZM204 42V41H203ZM63 43V42H62ZM181 43V45H179ZM71 44V43H70ZM205 44V43H204ZM64 45V44H63ZM128 45V44H127ZM191 45V44H190ZM198 46V45H197ZM66 47V46H65ZM197 48V47H196ZM179 51V52H178ZM93 52H92V54H93ZM180 53L179 54V56H177V55H175L176 53ZM191 53V52H190ZM200 53V52H199ZM201 54V53H200ZM216 54V53H215ZM257 55V54H256ZM203 56V55H202ZM201 56V57H202ZM254 56H255V54H254ZM176 57H179L180 58V63L182 64V65H180V63H178V64H174V63H177L176 61H175V59H176ZM252 57V56H251ZM114 58V60H111V59H113ZM255 58V57H254ZM200 59H202V60H200ZM252 59V58H251ZM224 60V61H223ZM253 60V59H252ZM175 61V62H174ZM248 62H250V63H248ZM263 63V65H264V58H263V60L262 61H260V63ZM76 63V62H75ZM93 63H95V62H93ZM93 63H92V65H93ZM259 62L257 61V64H258ZM261 63V64H262ZM54 65H56V63L54 64ZM80 65V64H79ZM84 65V64H83ZM87 65V64H86ZM244 65V66H243ZM262 65V66H263ZM59 66V63H58V65H57V67ZM67 66V65H66ZM117 68H116V67ZM130 67L129 69H131V71L129 72V69H127L128 67ZM186 66V65H185ZM75 67V66H74ZM92 67H95V65H93ZM105 67V68H104ZM174 67V68H175ZM188 67V66H187ZM86 68V70H87V73H88V71H90L89 70V68L88 67H85ZM114 68V69H113ZM115 68L117 69V71L115 70ZM177 68H179L180 69V67H177ZM70 69V68H69ZM68 69V70H69ZM91 69V68H90ZM136 68H134V70H135ZM139 69V70H140ZM148 69V70H147ZM67 70V74H68V76L69 75H72V74H69L68 71ZM71 70H72V68H71ZM86 70H83L84 72L86 71ZM107 70V69H106ZM136 70H138V69H136ZM143 70V69H142ZM141 70V71H142ZM142 71V72H145V73H142V74H146L145 76H147V72L146 71ZM92 71V70H91ZM111 71L114 73H112L111 74ZM116 71V72H115ZM150 71H149V75L151 74L150 73ZM160 71V72H159ZM161 71L163 72L164 71V73L163 74H161ZM174 71V70H173ZM180 71V70H179ZM71 72V71H70ZM74 72V71H73ZM78 72H79V70H78ZM81 72V71H80ZM97 72V71H96ZM104 72V71H103ZM102 72V73H103ZM135 74H137V75H135ZM72 73V72H71ZM75 73V72H74ZM73 73V74H74ZM86 73V72H85ZM84 73V74H85ZM86 73V74H87ZM93 72H90L89 74H91L92 76H93V74L95 73H93ZM102 73L99 71V72H97V75H96V77H98V76H100V77H98L97 79L98 80H102V78H104V76L102 75ZM134 75H133V74ZM140 73V72H139ZM153 73V74H154ZM83 74V73H82ZM89 74H88V76H89ZM141 74V75H142ZM156 74V75H157ZM58 75H60V74H57V77H58ZM75 75V74H74ZM90 75V76H91ZM180 75H181V77H180ZM55 76L56 75H54V78H55ZM78 76V75H77ZM84 76L85 75H83V77H82V79L84 78ZM88 76H86V77H88ZM88 77L90 80H91V77ZM151 76V75H150ZM168 75H166V77H167ZM65 77V76H64ZM94 77V76H93ZM96 77H94V79H96ZM142 77H144V75L142 76ZM165 77V76H164ZM197 77V76H196ZM54 78L52 79V80H54ZM59 78H60V76H59ZM68 78V77H67ZM72 77H70V79L69 80H72L71 79ZM79 78V77H78ZM78 78H75V79H78ZM122 78V79H121ZM130 78V77H129ZM128 78V79H129ZM135 78V79H134ZM138 78H139V76H138ZM145 78V77H144ZM150 77L148 76V79H149ZM151 78H156V77H151ZM161 78H163V77H161ZM160 78V79H161ZM168 78H171V77H169L168 76ZM167 78V81L169 80ZM79 79H81V74H80V78ZM147 79V80H148ZM164 79V78H163ZM162 79V80H163ZM172 79V80H173ZM66 80V79H65ZM73 80H74V78H73ZM88 80V79H87ZM98 80H95V81H98ZM105 81H104V83H106L107 81L106 80H108V79H104ZM116 80H115V83H116ZM126 80V79H125ZM124 80V81H125ZM144 80V79H143ZM143 80H140V81H142V85H140V83H138V85H139V87L138 88H140L141 87V90L143 91H141L140 89H139V91L140 92H138L137 90H138V88H136L135 86H137L136 84H135V86H134V88L135 89H137V90H135L134 88H130L129 89V87H130V85H129V87H127L128 89H129V91H128V89L127 88H125V87H123L122 85H120L119 86V88H125V89H127V90H124V89H118L116 86V88H114V86H113V88L112 87H108L109 85H107V87H108V89L107 90H109L108 92H107V90H106V88L107 87H105V89H102V90H105L104 92L107 94V95H109L111 92H112V95H109L108 96V99L112 102V99H114V98H111V96L113 97V95L114 96H117V97H115V98H120V96H121V94H119L118 95V93H117V91L118 92H123L122 90H124V91H127V94H126V92L125 93H123L125 96H127L128 94H129V96H131V99L132 98H134V100L135 101H133V100H131V102H129L130 104H128L127 102V104L128 105H124L123 107L121 106L122 104H124V103H122L121 104V102H125V101H123L121 98V102L118 100V99H115V100H118L119 101V106H117V105H113V103H112V105L113 106H115L114 108H113V106H112V109H115V110H113L114 112H126V111H128L129 112V115H130V117L128 118V117H125L124 116V118L125 119H128V120H130V121H132L133 119H136V118H140V116H137V114H139V109H141V110H143L141 107H139V105H141L142 103L140 102V101H142V100H144V101H146L148 98L147 97H149V99H150V97H154V94H153V96H152V93L153 92H155V91H153V92H151V96L149 95L150 94V92H148V91H150L151 89H147L148 91H144V89L143 88H145L146 87V85L147 84H145V87H143L142 88V86L144 85V82H146V79L143 81ZM172 80H170V83H171V81ZM177 80L176 81H172V82H176L177 83ZM78 81V80H77ZM92 81H93V79H92ZM103 81V80H102ZM101 81V82H102ZM123 81V80H122ZM122 81H120V84H121V82ZM128 81V80H127ZM156 81V82H155ZM180 81H178L179 83H180ZM184 81H181L182 82V84H183V82ZM54 82H55V80H54ZM53 82V83H54ZM76 82V81H75ZM126 82V81H125ZM125 82L123 83V84H125ZM131 81H129V83H130ZM133 82V81H132ZM134 82H136V80L134 81ZM139 82V81H138ZM195 82V81H194ZM264 82V81H263ZM262 82V83H263ZM50 83H51V81H50ZM66 83V82H65ZM77 83V82H76ZM108 84H109V82H107ZM112 83V82H111ZM147 83V82H146ZM151 83V85H152V81L150 82ZM158 83H164V82H162V81H159ZM175 83V84H176ZM87 84V83H86ZM85 84V85H86ZM100 84V83H99ZM149 84V83H148ZM161 84H159L160 86H161ZM172 84V83H171ZM259 84V83H258ZM54 85H56V83H54L53 84V86ZM59 85V84H58ZM58 85H56V87H53V89L55 88V92H56V88L57 87H59ZM69 85H71V82H70V84ZM69 85H67L68 86V89L70 90V86ZM73 86H77V85H74V84H72ZM103 85V84H102ZM105 84H104V86H106ZM132 85H134V83H132ZM150 85V84H149ZM149 85H147V86H149ZM155 85V86H156ZM158 85V86H159ZM180 85V84H179ZM186 85V84H185ZM186 85V86H187ZM192 85V84H191ZM190 84H189V86H191ZM193 85H195V84H193ZM61 86V85H60ZM63 86V85H62ZM61 86V87H62ZM73 86H71L72 88H74ZM89 86V85H88ZM104 86H101V88L102 87H104ZM154 86V85H153ZM154 86V87H155ZM183 86V85H182ZM189 86H188V88H189ZM61 87H59L60 89H61ZM64 87V86H63ZM78 87V86H77ZM172 87H173V85H172ZM196 87V86H195ZM194 87V88H195ZM235 87H237V88H239V89H237V90H234L235 89ZM71 88V89H72ZM79 88V87H78ZM94 88V87H93ZM156 88V87H155ZM154 88V89H155ZM179 88V87H178ZM183 88H184V86H183ZM198 88V87H197ZM232 88H234V89H232ZM76 89V88H75ZM132 89V90H131ZM157 89H159L158 87H157ZM160 89H161V87H160ZM182 89V88H181ZM193 89V88H192ZM63 91H65V87H64V89H62ZM78 90V89H77ZM153 90V89H152ZM179 90V89H178ZM195 90H198V91H200L199 89H195ZM234 90V91H233ZM242 90H244V92H245V90H247L246 92L247 93H244V92H242ZM253 90V89H252ZM252 90H251V92H252ZM54 91V90H53ZM58 91V90H57ZM60 91V90H59ZM62 91V92H63ZM79 91H81V90H79ZM183 91V90H182ZM182 91H181V93H182ZM204 91H206L205 93H202V92H204ZM54 92V93H55ZM97 92H98V94H100V92H102L101 94H103V95H105V93L103 92V91H100V89H99V91L97 90ZM129 92V93H128ZM145 92H148L147 94L149 95H147ZM161 92V91H160ZM179 92V91H178ZM185 92V91H184ZM57 93V92H56ZM66 94H67V92H65ZM145 93V94H144ZM244 93V94H243ZM58 94V93H57ZM71 94V93H70ZM96 94V93H95ZM122 94V95H123ZM159 94H161V93H159ZM178 94V93H177ZM185 94V93H184ZM201 94H203V98L205 97V99H203L202 100V95ZM56 95V94H55ZM58 95H60V94H58ZM75 95V94H74ZM146 95H147V97H146ZM157 97H158V91H157ZM163 95V98H167V96H164L165 94H161V96ZM181 95V94H180ZM68 96V95H67ZM73 96V95H72ZM71 96V97H72ZM102 96V95H101ZM125 96H124V98H125ZM128 96V98L130 99V97ZM178 96H179V94H178ZM69 97V96H68ZM93 97V96H92ZM107 97V96H106ZM72 98H74V96L72 97ZM96 98H98V97H96ZM102 98H104L105 99V96H102ZM123 98V97H122ZM123 98V99H124ZM127 98V99H128ZM145 98H147V99H145ZM163 98H161L160 97V99L162 100V101H164L163 100ZM169 98H171L170 96H169ZM169 98H167V99H169ZM36 99H38V98H36ZM68 99V98H67ZM92 99V98H91ZM107 99V98H106ZM148 99V100H149ZM158 99H159V97H158ZM160 99L158 100V101H160ZM172 99L173 98H171V99H169L171 102H169V104H171L172 103ZM246 99V98H245ZM147 100V101H148ZM157 100V98L155 99V101H154V99H152V101H154L155 102V104H156V101ZM191 100V101H192ZM39 101V100H38ZM73 101V100H72ZM130 101V100H129ZM133 101V102H132ZM144 101H143V103H144ZM190 101V102H191ZM107 102H108V100H107ZM113 102H114V100H113ZM165 102V101H164ZM164 102H162V103H164ZM168 101H166V103H167ZM174 102V101H173ZM184 102V101H183ZM244 102V101H243ZM96 103V102H95ZM110 103V102H109ZM117 103V101H115V104ZM125 103V104H126ZM138 103H139V105H138ZM149 103V105H145V104H143V106L145 105V106H147L148 108H151V106H150V104L152 103L151 101H148L147 102V104ZM159 103H161V102H159ZM165 103V104H166ZM175 103V102H174ZM189 103V102H188ZM107 104V103H106ZM121 104V105H120ZM36 105V104H35ZM100 105V104H99ZM152 105V104H151ZM162 105V104H161ZM172 106H173V104H171ZM175 105H176V103H175ZM188 105H191V104H188ZM242 105V104H241ZM144 106V107H145ZM152 106H154V105H152ZM157 109L160 107V111L159 112H161V109H162V107L160 106V105H158V103H157ZM163 106H164V104H163ZM205 106V107H204ZM260 106H262V105H260ZM36 107H37V105H36ZM96 107H97V105H96ZM110 107H111V104H110V106H109V110H110ZM147 107H145V109L147 108ZM166 107H168V106H166ZM173 107H175V106H173ZM177 107V106H176ZM101 108V107H100ZM153 108V107H152ZM170 108V107H169ZM182 108H183V106H182ZM197 108H199V109H197ZM262 108H263V106H262ZM111 109V110H112ZM145 109L141 112V114H144V111H145ZM157 109H155L156 111H157V114H158V110ZM176 109H178V108H176ZM175 109V110H176ZM105 110V109H104ZM117 110V111H116ZM149 109H147L146 111H148ZM150 110H152V109H150ZM150 110H149V112H150ZM154 110V111H155ZM169 109H166V112H165V114L167 113L168 114V111ZM171 108H170V112H171ZM180 110H182V109H180ZM184 110V109H183ZM263 110V109H262ZM164 111V110H163ZM173 111V110H172ZM177 111H179V110H177ZM149 112L147 113L148 115H149ZM217 113V112H222V113H224V116H225V118H224V120H225V122L224 123H226L224 126H228L230 129H231V131L230 132H228L226 129H224V128H222L219 124H216L217 125V127H218V125H219V129H223V130H226V133H224V134H222L223 136H222V141L221 142H219L220 143V147H221V149L224 147V146H226V147H230L229 149H230V152L232 153H234V154H237L238 155V157H243L244 159L243 160H250L249 162V165H247V166H245V167H238V166H236L235 164H232L235 160H237L236 158L237 157H235L234 158V161H233V158H231V160H230V158H229V156L227 157L226 156V158L228 159H225L224 158V156H223V151H222V153H221V155H222V158L220 157L221 155H220V147L218 146V148H216V149H219V151L218 152H213V154H212V151H214L213 149H214V147L213 148H211L212 149V151L209 153V154H211V155H209V157H210V159L212 160V158L213 159H217L218 160V162H219V164L217 163V160H216V164L217 165H219V168L218 167H213V169H215L214 171H215V174H212V176L213 175H215L214 177H213V179H215L214 181H215V184L214 185H216L215 186V188H213V189H206V188H204L201 192H198L199 191V189L201 188H199V187H195L194 185H189V186H187L188 184L187 183H184L183 181H182V177L185 175L183 172H186V176H187V173H191V174H194L193 176H195L194 178H196V176L197 175H199V173L201 174V172L202 171H204V167L207 165L206 164V161L205 160H208V158H206V156L205 155H207L206 154V152L208 153V149L207 148H209V146H207V144H206V142H204L205 140H207L208 141V139H205V137H207V135H209L210 134V132L212 133L214 130V128H215V126H213L214 128L211 130L210 129V127L209 126H211V125H213V122L212 123H210L211 121V119L212 120H214L213 118H210L209 116L210 115H213L214 113ZM72 113V112H71ZM94 113V112H93ZM104 113H105V111H104ZM127 113V112H126ZM125 113V114H126ZM150 113H152V114H154L152 111L150 112ZM156 113V112H155ZM174 113V112H173ZM182 112H179V114H181ZM184 113V112H183ZM231 115H230V114ZM119 114V113H118ZM118 114L116 115V116H118ZM122 114V113H121ZM128 114V113H127ZM126 114V115H127ZM146 114V113H145ZM160 114V113H159ZM163 113H161V115H162ZM164 114V115H165ZM166 114V115H167ZM169 114H171V113H169ZM102 115V114H101ZM115 115V114H114ZM120 115V114H119ZM140 115V114H139ZM147 115V116H148ZM151 115V114H150ZM149 115V116H150ZM156 115V114H155ZM164 115H162V117L164 116ZM165 115V116H166ZM215 115H217V114H215ZM221 115H223V114H221ZM240 115H244L243 114V112H242V114H240ZM95 116H96V114H95ZM110 116V115H109ZM108 116V117H109ZM115 116V117H116ZM148 116V117H149ZM158 116V115H157ZM164 116V118H166ZM168 116V115H167ZM170 116V115H169ZM180 116V115H179ZM179 116H175V117H179ZM218 116H219V114H218ZM241 116V117H242ZM92 117V116H91ZM120 117H121V115H120ZM153 117H154V115H153ZM232 117V118H231ZM142 118V117H141ZM140 118V119H141ZM151 118V117H150ZM155 119H158V117L156 118V117H154ZM154 118H152V120H154ZM248 118V117H247ZM98 119V118H97ZM108 119H110V117L108 118ZM114 119V118H113ZM116 119V118H115ZM121 119V118H120ZM144 119H146V122H147V120H148V122L150 121V122H152L150 119H147V117L145 118L144 117ZM168 118H166L165 120L166 121H168L167 120ZM170 119V118H169ZM209 119V120H208ZM241 119H243V118H241ZM240 119V120H241ZM110 120H112V119H110ZM121 120H123V119H121ZM120 120V121H121ZM95 121V120H94ZM104 121V120H103ZM109 121V120H108ZM107 121V122H108ZM120 121L119 120H115V121H113V125H114V127L116 126L117 128L118 127H120V128H122L124 125H127L126 124V122H122L121 121V123H120ZM127 121V120H126ZM134 121V120H133ZM142 121V120H141ZM140 121V122H141ZM155 121V120H154ZM170 121H168V122H170ZM210 121V122H209ZM215 121H217V120H215ZM214 121V123H217V122H215ZM110 122H112V121H110ZM110 122L108 123V124H110ZM127 122H129V121H127ZM147 122V123H148ZM209 122V123H208ZM219 122V121H218ZM123 123V124H122ZM153 123V122H152ZM151 123V124H152ZM259 123V124H258ZM105 124V123H104ZM107 124V125H108ZM121 124H122V127H121ZM130 124H132V123H130ZM137 124H138V120H137ZM137 124H136V126H137ZM140 124V123H139ZM139 124H138V127H139ZM149 124V123H148ZM169 124V123H168ZM211 124V125H210ZM111 125V124H110ZM141 125V124H140ZM156 125V124H155ZM93 126V129L95 130V131H97L96 129H97V127H96V129H95V127H94V125H92ZM96 126V125H95ZM170 126V125H169ZM103 128H104V125L102 126ZM116 127H115V130H118V129H116ZM126 127V126H125ZM124 127V128H125ZM142 127H143V125H142ZM159 127H160V125H159ZM208 127H209V129L211 130L210 132H206V130L208 129ZM221 127V128H220ZM247 127H249V128H247ZM107 128V126L105 125V129ZM110 128V127H109ZM137 128V127H136ZM144 128V127H143ZM146 129L148 128L147 126L145 127ZM234 128H237L238 129V132H237V130H236V132L237 133H234L233 132V130H234ZM80 129V128H79ZM82 129V128H81ZM104 129V130H105ZM159 129V128H158ZM170 129V130H171ZM171 130V131H174V130ZM218 128H217V130H219ZM229 129V130H230ZM107 130H109L108 128H107ZM110 130H111V128H110ZM110 130L109 131H107V132H110ZM120 130V129H119ZM138 130V129H137ZM139 130H140V128H139ZM141 130H142V128H141ZM145 130V129H144ZM180 130H182L183 131V133L184 134H182V135H184L185 137V139L186 140H183V137L181 138L180 136H181V134H179V133H181L180 132ZM216 130V131H217ZM89 131H92V130H89ZM94 131V132H95ZM112 131V130H111ZM125 131V130H124ZM148 131H149V129H148ZM209 131V130H208ZM216 131H214V132H216ZM100 131H98L97 132V135L99 136V133ZM213 132V133H214ZM219 132H220V130H219ZM223 132H225V131H223ZM241 132V133H240ZM86 133V132H85ZM90 133V132H89ZM111 133V132H110ZM110 133H108L109 135H110ZM122 133V132H121ZM148 133L149 132H147L146 134L148 135ZM178 133V134H177ZM222 133V132H221ZM221 133H219V134H221ZM87 134V133H86ZM93 134V133H92ZM113 135L115 134L114 133V131H113V133H112ZM112 134L109 136L110 137V140H111V136H112ZM176 134H177V136H176ZM216 134V133H215ZM215 134H211V135H215ZM218 134V133H217ZM244 134V133H243ZM96 135V136H97ZM205 137H204V136ZM231 135H233L232 137L234 138V140H233V142L232 143H230L229 142V136H231ZM246 135V134H245ZM97 136V139L99 138V137H101V136H107V134L106 133H103V135L102 134H100V136L98 137ZM180 137L181 139H182V142L180 143V142H178V143H180V144H176L175 143V141L177 142V139H179V141H181V139L180 138H177V137ZM217 137H218V135H216ZM216 136H212L214 139H216L217 137ZM108 137V138H109ZM114 137V136H113ZM148 137V136H147ZM149 137H152V136H149ZM173 137V138H172ZM174 137H175V139L176 140H174ZM201 137H204V138H202V139H205V140H200L201 139ZM209 137V141H210V139H212V137L210 138V136H208ZM220 137V136H219ZM221 138V137H220ZM91 139V138H90ZM152 139V138H151ZM150 139V140H151ZM164 139V138H163ZM214 139H212L214 142H215V140ZM218 139V138H217ZM243 139V138H242ZM100 139H98V140H96V141H99ZM148 139H146V141H147ZM232 140V139H231ZM114 141V140H113ZM161 141V140H160ZM186 141V142H185ZM219 141H220V139H219ZM71 142H72V140H71ZM77 142V141H76ZM134 142H136V141H134ZM157 142V143H156ZM183 142H184V144L186 143V145L189 147V148H193V149H196L197 148V150H199V148L198 147H200V151H197V150H194L195 152L197 151L198 153H200L201 151H202V153H204L203 155L205 156H201V158H199L200 156L199 155H201V154H199L198 156L197 155H195L194 156V154H195V152H193V150H192V153H190V157H189V152L191 151L188 147H186V148H188V149H186V148H184L183 147V149H184V153L182 152V148L179 146V145H181V144H183ZM214 142H212L211 141V143L210 144H212V143H214ZM216 142H218V141H216ZM81 143V142H80ZM241 143H242V146H241ZM243 143H244V145H243ZM130 144V145H131ZM162 144H163V146H162ZM216 144V143H215ZM218 144V143H217ZM89 145V144H88ZM99 147H98V146ZM128 145H129V143H128ZM127 145V146H128ZM198 147H197V146ZM231 145V146H230ZM126 146V147H127ZM211 146H213V145H211ZM82 147H83V145H82ZM87 147V148H88ZM102 147V148H101ZM125 147V148H126ZM196 147V148H195ZM240 147L242 148V149H240ZM84 148H81V149H84ZM225 148V147H224ZM224 148H223V150H224ZM228 149V148H227ZM68 150V149H67ZM207 150V151H206ZM75 151H76V153H75ZM85 151V150H84ZM187 151H188V153H187ZM215 151H217V150H215ZM225 151V150H224ZM228 151V150H227ZM245 151V150H244ZM64 152V151H63ZM180 152H182L183 154H180ZM196 152V153H197ZM95 153V152H94ZM197 153V154H198ZM229 153V152H228ZM232 153V154H233ZM184 155V156H187V157H183V156H180V155ZM186 154V155H185ZM191 154L193 155V156H191ZM147 155V156H146ZM179 155V157H178V161H177V156ZM208 156V155H207ZM211 156H213V157H211ZM233 156V155H232ZM63 157V156H62ZM66 157H68V156H66ZM66 157H64V160H65V158ZM182 157V158H181ZM225 160H227V162H225L224 161V159ZM68 158H66V160H67ZM239 159V158H238ZM242 159V158H241ZM240 159V160H241ZM252 159V160H251ZM69 160H67V164H69L70 165V162H69ZM72 160V161H71ZM80 160V161H79ZM175 160V161H174ZM246 160V161H247ZM79 161V162H78ZM174 161V164H176L175 166H178V163H180V165L181 164H183V163H186V165L188 166H186L185 164H183L185 167H186V169H184L183 167H181L182 169H183V171L181 172V171H178L177 170V167H175L174 166V164H171L172 162ZM177 161V162H176ZM213 161V166H214V161L215 160H212ZM239 161V160H238ZM237 161V162H238ZM69 162V163H68ZM209 162H211V161H209ZM208 161H207V163H209ZM236 161L234 162V163H237ZM66 164V163H65ZM72 164V163H71ZM78 164V165H77ZM124 165V168H123V166L122 165ZM163 164H167L168 165V168L166 167V168H163V170L164 169H169L168 170V172L166 171V170H161V169H159V170H161V171H159V170H157V173H159V175H157L156 174V166H160V165H163ZM215 164V165H216ZM120 165H121V167L123 168V169H125V167H126V169H127V171H124V172H126V173H121L122 171H123V169L120 167ZM180 165H179V167H180ZM209 165H210V167H209ZM216 165V166H217ZM241 165H243V163L242 164H239V166H241ZM71 166V165H70ZM73 166V165H72ZM73 166V168H75ZM86 166V168H88V169H86V171H84V170H82V169H84V167ZM117 166H119V169L121 168L122 170H119L118 168H117ZM211 163H209L208 164V167L209 168H211ZM79 167V168H80ZM115 167L117 168V170H119L118 171V173L120 172L121 174H123V175H121V176H119L118 174H117V170L115 169ZM208 167H206V169L208 168ZM225 168V170H224V172L223 171H221V170H223L222 168ZM67 168H70V167H67ZM89 168H90V170H89ZM112 168L115 170H113V171H109L110 169L112 170ZM159 168V167H158ZM157 168V169H158ZM180 168V169H181ZM202 168H203V170H202ZM217 168V169H216ZM100 170V172H101V175L99 174V177L98 176H93L95 173L98 175V173L97 172H95L96 170ZM142 169V170H141ZM181 169V170H182ZM69 170H71V168L70 169H68V171ZM89 170V171H88ZM143 171L144 173H142L141 171ZM185 170V171H184ZM210 170V169H209ZM62 171H64V169L62 170ZM65 171H66V167H65ZM68 171H67V173H68ZM74 170L72 169V171L71 172H73ZM76 171H78V169L76 170ZM212 171V170H211ZM71 172H69V173H71ZM83 172H85V174H83ZM99 172V171H98ZM99 172V173H100ZM179 172H181L180 174H179ZM213 172V171H212ZM263 172V171H262ZM64 173V172H63ZM252 173H253V175H252ZM257 173V174H258ZM65 174H66V172H65ZM78 174V173H77ZM80 174H81V172H80ZM79 174V178H81L82 180H86V181H84L85 182V184H87L88 182H87V177H83V178H86V179H83L82 177H81V175ZM90 174H93V175H90ZM95 174V175H96ZM103 174V175H102ZM182 174V175H181ZM184 174V175H183ZM67 175V174H66ZM69 175V174H68ZM76 174H74V176H75ZM176 175V176H175ZM201 175H203V174H201ZM201 175H200V177H201ZM160 176H161V178H160ZM211 176V177H212ZM76 178H77V175L75 176ZM174 177H177V179L176 178H174ZM185 177V176H184ZM183 177V178H184ZM225 177H229V179L227 180L228 182H226V180H224L223 182H222V178H225ZM72 178L74 179V177L72 176ZM76 178L74 179V180H76ZM102 179L101 181H100V179ZM107 178V179H106ZM123 178V179H122ZM142 178H146V180H145V186H147L146 188H144L143 190H141L140 191V189H138V188H136V183L137 182H140V180L142 179ZM197 178H198V176H197ZM263 178H264V176H263ZM72 179V181L71 182H74V180ZM91 179V178H90ZM89 179V180H90ZM122 179V180H121ZM200 179V178H199ZM198 179V180H199ZM202 179V178H201ZM82 180H80V179H78L77 178V181H81V183H82ZM97 180V181H98ZM111 179H109V181H110ZM119 180H121L122 182H124V184H119V182H118V184H116L117 183V181H119ZM163 180H164V182H165V184L163 185L162 184V182H163ZM175 180H176V182L178 183H176L175 182ZM66 182H68L69 184H70V182H69V180H65ZM76 181V182H77ZM95 181V184H96V180H94ZM90 182H91V180H90ZM89 182V184H92L93 182H91L90 183ZM111 182V185H112V180L110 181ZM79 183V182H78ZM100 183H98L97 182V184H100ZM72 184V183H71ZM70 184V185H71ZM89 184L88 185H85V186H89ZM102 184H100L99 186L102 188V186H104V185H102ZM116 184V185H115ZM69 185V186H70ZM77 185V184H76ZM75 185V186H76ZM80 185V184H79ZM78 185V186H79ZM82 186V188L84 189L85 188V190L88 188H86L85 186H83V183L81 184ZM94 185V184H93ZM77 186V187H78ZM98 186V187H99ZM124 186H126L127 188V191H125L124 190ZM165 186V187H164ZM66 187H68V186H66ZM73 187V186H72ZM77 187H75V189L77 190ZM93 187V186H92ZM91 187V185H90V188H88V189H91L92 188ZM97 187V186H96ZM95 187V189H97ZM164 187V188H163ZM79 188V190H81L80 189V186L78 187ZM202 189V188H201ZM46 192H45V194L47 195V198H50V197H52L51 195H52V192H51V190L50 189H44ZM48 190H50V192L48 191ZM71 190H72V188H71ZM73 190H74V188H73ZM92 190V189H91ZM93 190H94V187H93ZM91 191V192H94V191ZM108 190L110 191V192H108ZM87 191V190H86ZM88 191H90V190H88ZM106 191V190H105ZM104 191V192H105ZM121 191H124V192H122L121 193ZM163 191H165L166 193L167 192H169V194H167L168 196L169 195H171L170 196V199L168 200V196L167 195H165V193H164V195H163ZM65 192H67V191H65ZM72 192V191H71ZM82 192H83V190H82ZM85 192V191H84ZM90 192V193H91ZM72 193H74V191L72 192ZM77 193H78V191H77ZM174 193V194H173ZM86 194H88V192H86ZM85 194V195H86ZM135 194V195H136ZM84 195V197H86ZM90 195V194H89ZM158 195H160V198L158 197L157 198V196ZM78 196V195H77ZM76 196V197H77ZM166 196H167V198H166ZM181 196V195H180ZM185 196V197H186ZM81 197V195L79 196V198ZM137 197V196H136ZM135 197V200L137 199ZM165 197V198H164ZM255 198L253 199V200H255ZM262 198V197H261ZM260 198V199H261ZM52 199V198H51ZM50 200V199H49ZM52 200H54V199H52ZM56 200V199H55ZM148 200H149V198H148ZM179 200V199H178ZM240 200H243V201H240ZM262 200H263V198H262ZM181 201V200H180ZM252 201V200H251ZM250 201V202H251ZM261 201V200H260ZM264 201V200H263ZM262 201V202H263ZM53 202V201H52ZM50 203H51V201H50ZM57 203V202H56ZM169 203V202H168ZM171 203V202H170ZM173 203V202H172ZM182 203H183V205H182ZM239 203H238V205H239ZM245 204H246V202H244ZM46 204V203H45ZM48 204V203H47ZM191 204V205H190ZM203 204H205L206 206H209V207H204V209L205 210H200L201 209V207L202 206H204ZM217 204V205H216ZM10 205L11 204H9V203H7L5 206H6V208H10ZM53 205H55L54 204V202H53V204L52 205H48V206H51V208L53 209ZM57 205V204H56ZM165 206L166 205H168L167 203L166 204H164ZM264 205V204H263ZM103 206V205H102ZM169 206V205H168ZM171 206V205H170ZM173 206V205H172ZM189 206H192V207H189ZM218 206V207H219ZM260 206H262V204L260 205ZM2 207H4V206H2ZM58 206H56V208H57ZM149 207H151V206H149ZM159 207V206H158ZM237 207V206H236ZM263 207V206H262ZM50 208V207H49ZM50 208V211H54V210H52ZM175 208V209H174ZM217 208V207H216ZM220 208H222V207H220ZM220 208L218 209L219 211H221L222 209H224V208H222L221 210H220ZM4 208H2V210H3ZM55 209V208H54ZM144 208H142V210H143ZM226 209V208H225ZM32 210H34V207H32L31 209H29V212H28V214H32L30 211H32ZM152 210V209H151ZM216 210V209H215ZM234 210H235V208H234ZM259 210V209H258ZM262 210V212H263V209H260V211ZM21 211H23V210H21ZM143 211H145V210H143ZM156 211V210H155ZM157 211H160V210H157ZM183 211H185V210H183ZM229 211V210H228ZM233 211V210H232ZM99 212V213H100ZM152 212V211H151ZM179 212V213H180ZM225 212V211H224ZM235 212V211H234ZM59 213V212H58ZM103 213V214H104ZM156 213V212H155ZM158 213V212H157ZM215 213V214H214ZM230 213V212H229ZM236 213V212H235ZM241 213H243L242 211H241ZM255 213V212H254ZM253 213V214H254ZM34 214V213H33ZM101 214L102 213H100L99 215L101 216ZM218 214V213H217ZM253 214H251V215H253ZM35 215V214H34ZM163 215H165V213L163 214ZM161 213H159V216H161V217H157L158 218V220H159V218H161L162 219V216H163ZM180 216L182 215V214H179ZM238 215V217H239V214H237ZM236 215V216H237ZM241 215V214H240ZM259 214H258V212H257V216H258ZM264 215V214H263ZM32 216V215H31ZM166 216V215H165ZM231 216H232V213H231ZM231 216H230V218H231ZM249 216H250V214H249ZM254 216V220H256L255 219V217H256V214L255 215H253ZM261 216H262V213H261ZM261 216H259L258 218H261L262 219V217ZM25 217H26V215H25ZM35 217V216H34ZM83 217V216H82ZM183 217V218H184ZM217 217H218V215H217ZM102 218V217H101ZM100 218V219H101ZM137 220L138 219H141L138 223H136L134 226L136 227V229H139L140 231H143V234L140 236V238L143 236V235H145V233H146V236H147V233H149V232H151V231H153V229H155L156 228V225L157 224H159V223H156V221H157V218L155 217L154 218V214H152V213H150V212H145V214L143 215V216H138V217H135ZM167 218V217H166ZM168 218H169V216H168ZM244 218H245V215H244ZM248 218V217H247ZM257 218V217H256ZM24 219V218H23ZM128 219H130V218H128ZM185 219V220H186ZM219 219V218H218ZM231 219H235V221H236V218H234V213H233V217L231 218ZM237 219H239L238 221H237V223H239L241 220V218L239 217V218H237ZM251 219V218H250ZM250 219H248V220H250ZM36 220V219H35ZM126 220V219H125ZM133 220H135V219H133ZM164 220V219H163ZM182 220H184V219H182ZM216 220V219H215ZM242 220H243V216H242ZM247 220V222L248 223H251V224H254V223H252L253 222V220L251 219V221L252 222H249ZM24 221H26V220H24ZM28 221V220H27ZM37 221H38V219H37ZM36 221V222H37ZM124 221V220H123ZM259 222H260V220H258ZM257 221V222H258ZM28 222H30V220L28 221ZM31 222H33V221H31ZM40 222V221H39ZM38 222V223H39ZM101 222V221H100ZM114 222V223H113ZM161 222V221H160ZM246 221H245V223H243V221H242V223L240 222V225H239V232L240 233H242V231H243V233L245 232V234H247V232L249 233V236L248 235H245L246 237H250V238H247V239H252L250 242L253 244V246L257 243V241H256V243H253L254 241H255V239H253V237L254 236H256L257 237V235L255 234V232H257V228H259V231H258V234L259 233H261V231L263 232L262 234L264 235V219L259 223L261 226H259V227H257L256 228V224L257 223H255V225H254V227H253V225H252V227L253 228H249L247 231H245V230H243V225H241V224H246L245 226H247V223ZM180 223V222H179ZM185 223V224H186ZM10 225H11V223H9ZM9 224H7V225H9ZM33 224V225H32ZM37 224V223H36ZM161 224V223H160ZM184 224V225H185ZM234 224V220H233V223L231 224V225H233ZM259 224H257V226L259 225ZM29 225H30V223H29ZM31 225L32 226H34V222L33 223H31ZM181 225V224H180ZM186 225V226H187ZM235 225V224H234ZM233 225V226H234ZM12 226V225H11ZM36 226V225H35ZM104 225H102V227H103ZM105 226H106V224H105ZM104 226V227H105ZM112 226H110V227H112ZM157 226H159V227H161V225H157ZM177 226V225H176ZM211 226V225H210ZM236 226V225H235ZM238 226V225H237ZM240 226L242 227L241 229H240ZM101 227V228H102ZM103 227V228H104ZM158 227V228H159ZM200 227V226H199ZM203 227H205V226H203ZM206 227H207V225H206ZM205 227V228H206ZM232 227V226H231ZM248 227V226H247ZM246 227V228H247ZM249 227H251V226H249ZM106 228H107V226H106ZM109 228V227H108ZM107 228V229H108ZM163 228V227H162ZM187 228V227H186ZM192 228V227H191ZM190 228V229H191ZM201 228V227H200ZM204 228V229H205ZM209 228V227H208ZM207 228V229H208ZM232 228H234V227H232ZM231 228V229H232ZM238 228V227H237ZM161 229V228H160ZM179 229H180V227H179ZM178 229V230H179ZM183 229V228H182ZM196 229V228H195ZM236 229V228H235ZM235 229H233L234 231H235ZM109 230V229H108ZM163 230V229H162ZM185 230V229H184ZM206 230V229H205ZM241 230V231H240ZM255 230V231H254ZM25 231V230H24ZM24 231H22V232H24ZM134 231V230H133ZM165 231V230H164ZM163 231V232H164ZM183 231V230H182ZM238 231H235V234H237V233H239ZM137 232V231H136ZM186 232V231H185ZM237 232V233H236ZM74 233H76V232H74ZM142 233V232H141ZM154 233H156L155 231H154ZM159 233H160V231H159ZM209 232H206V234H205V232H197L196 234H195V236L199 239V238H202V239H204V241H207L206 239L208 238L209 239V234H208ZM242 233V235H244ZM19 234V233H18ZM24 234V233H23ZM134 234V233H133ZM137 234H140V232L139 233H136V238L134 239V237H133V239L135 240L134 242H132L131 240H132V237H131V244L129 245V247L128 248H130V250L133 252V254L136 256V258H138L137 256H141V254H142V252H143V250H142V248H143V246L146 244V241H147V239H144L143 240V238H141V239H138L139 237V235H137ZM150 234H152V233H150ZM161 234V233H160ZM255 234V235H254ZM262 234H259L258 236L260 237ZM5 234H3V236L2 237H5L4 236ZM26 235V234H25ZM24 235V236H25ZM135 235V234H134ZM157 235H159V234H157ZM241 235V234H240ZM18 236V235H17ZM17 236H15V238H20L21 236L19 235V237H17ZM26 236H28V235H26ZM84 236V235H83ZM118 236V235H117ZM146 236H144V238L146 237ZM150 235H148L147 237H149ZM151 236H153V235H151ZM150 236V237H151ZM155 236V235H154ZM160 236H162V234L160 235ZM253 236V237H252ZM1 237V238H2ZM74 237V239H75V235L73 236ZM78 238H79V236H77ZM81 237V236H80ZM191 237L192 236H190V237H188L187 239H186V244L187 245H192V243H193V239H191ZM194 238V239H196L197 240V238ZM245 237V238H246ZM256 237H254V238H256ZM22 238H25V237H22ZM84 238V237H83ZM152 238V237H151ZM154 238V237H153ZM153 238H152V240H153ZM156 238H157V236H156ZM155 238V239H156ZM244 238V237H243ZM258 238V237H257ZM264 238V236H262V239ZM6 240L5 238H2V240ZM26 239V238H25ZM71 239H72V237H71ZM81 239V238H80ZM80 239H76V240H80ZM137 239V240H136ZM154 239V240H155ZM161 239H163V238H161ZM202 239H200L201 241H203ZM261 239V238H260ZM1 240V241H2ZM4 240L2 241V244L3 245H6L7 244V242L6 243H3L4 242ZM16 240V239H15ZM14 239H13V241H15ZM20 240V239H19ZM24 240V239H23ZM146 240V241H145ZM149 240H151V239H149ZM193 240V241H192ZM196 240H195V242H196ZM213 240V239H212ZM244 240H246V239H244ZM258 240H259V238H258ZM0 241V242H1ZM18 241V240H17ZM16 241V242H17ZM25 241V240H24ZM66 241H67V239H66ZM73 241V240H72ZM161 241H163V240H161ZM182 241V240H181ZM199 241V240H198ZM247 241V240H246ZM15 242V243H16ZM19 242H21V241H18V243L17 244H15L14 246H13V248L15 249V250H17L15 247H17V245L19 246ZM26 242V241H25ZM69 242H71V241H69ZM99 242H101V240H99L98 242H96V243H94V245H96L97 243H99ZM158 242V241H157ZM164 242H166V241H164ZM194 242V243H195ZM210 242H211V240H210ZM73 243V242H72ZM126 243V242H125ZM124 243V244H125ZM215 243H217V241L215 242ZM251 243H247V244H250L251 245ZM259 243V242H258ZM258 243H257V245H258ZM261 243V242H260ZM11 241H10V243L8 244L9 246H7V247H9V248H7L6 250H8V252L9 251H12V250H10V249H12L11 248ZM64 244H66V242L64 243ZM74 244V243H73ZM81 244V243H80ZM79 243L77 244V248H76V250H77V255H75L76 256V260H74L75 262H77V264H90V262H91V260L94 258V255H93V258L91 257L92 255V253L94 254H96V253H98V255H101L102 254V256H104L103 255V253H100L99 254V246H96L95 248H92V247H94V245L93 246H91V247H88V248H86V249H83V246L84 245H80ZM142 244H144L143 246H142ZM198 244V243H197ZM197 244H195V246L197 245ZM200 244V243H199ZM263 244V243H262ZM20 245H21V243H20ZM68 245V244H67ZM70 245H72V244H70ZM127 245V244H126ZM164 243L162 244V247H160V248H163L164 246ZM170 245V244H169ZM176 245V244H175ZM214 244H212V246H213ZM216 245V244H215ZM246 245V244H245ZM257 245H255V247H253L252 245L250 246V247H253V248H249V249H253V251L256 249V248H258V247H256ZM260 246H261V244H259ZM118 246V245H117ZM124 246V245H123ZM142 246V247H141ZM161 246V245H160ZM198 246V245H197ZM244 246V245H243ZM247 246V245H246ZM245 246V248H248L249 247V245L246 247ZM65 247H67L68 248V246H66L65 245ZM71 247V249H72V246H70ZM70 247H69V249H70ZM115 247V246H114ZM113 247V248H114ZM172 247V246H171ZM188 247V246H187ZM191 247V246H190ZM18 248V247H17ZM119 248V247H118ZM126 248H127V246H126ZM174 248V247H173ZM172 248V249H173ZM195 248V247H194ZM20 249H21V247H20ZM63 249H64V246H63ZM165 249H167V246L165 247ZM164 248H163V251L165 250ZM175 249V248H174ZM110 249H108V251H109ZM116 250H118V249H116ZM162 250V249H161ZM21 251V250H20ZM107 252L106 251V249H104L103 250V252ZM159 251V250H158ZM166 251V250H165ZM7 252V251H6ZM13 252V251H12ZM16 252V251H15ZM104 252V253H105ZM129 252V251H128ZM145 252H146V250H145ZM173 252V251H172ZM182 252V251H181ZM213 252V251H212ZM255 252V251H254ZM109 253V252H108ZM107 253V254H108ZM125 253V252H124ZM215 253V252H214ZM222 253V252H221ZM249 253H253V252H249ZM0 254H1V248H0ZM5 255H8L7 253H4ZM12 256H10V257H13V256H16L17 254L16 253H10ZM106 254V255H107ZM129 254H131L132 255V253H130L129 252ZM212 254V253H211ZM220 254V253H219ZM222 254H224V253H222ZM145 255V254H144ZM172 255H173V253H172ZM210 255V254H209ZM216 255V254H215ZM214 255V256H215ZM225 255V254H224ZM133 256V255H132ZM213 256V257H214ZM219 256V255H218ZM245 258H246V256L245 255H243ZM242 256V257H243ZM250 256V255H249ZM0 257H2V255L0 256ZM4 257V256H3ZM18 257H20V258H22V256H19V254H18ZM101 257V256H100ZM107 257V256H106ZM127 257V256H126ZM171 257V256H170ZM174 257V256H173ZM211 258H212V256H210ZM217 256H215L214 257V259H213V261H212V264L214 263V264H230V262L228 261V260H223V258H222V256H219V257H221V258H219V257H217ZM241 257V258H242ZM244 257H243V260H246L247 261V259H244ZM248 257V256H247ZM251 257H253V254L251 255ZM15 258H17V257H15ZM19 258V259H20ZM95 258H96V255H95ZM103 258V257H102ZM101 258V259H102ZM136 258L134 257V259H132V258H129L130 260H136ZM216 258V259H215ZM219 258V259H218ZM225 258V257H224ZM229 258V257H228ZM254 258V257H253ZM98 259V258H97ZM106 259V258H105ZM105 259H103V262H104V260ZM107 259H108V257H107ZM226 259H227V257H226ZM235 259H237L236 257H235ZM240 259V258H239ZM257 259V258H256ZM3 259H1V261H2ZM21 260V259H20ZM94 260V259H93ZM93 260H92V262H93ZM96 260V259H95ZM139 261H140V258L138 259ZM137 260V262H139ZM149 260V259H148ZM153 260V259H152ZM174 260V259H173ZM97 261V260H96ZM96 261L95 262H93L94 264L96 263ZM99 261V260H98ZM97 261V263L98 264H100V262H98ZM108 261H110L109 259H108ZM147 261V260H146ZM151 261V260H150ZM154 261V260H153ZM156 261V260H155ZM209 261V260H208ZM240 261H241V259H240ZM246 261H242V264H243V262H246ZM251 261H252V259H251ZM254 261V260H253ZM257 261V260H256ZM256 261H254L253 262V264L256 262ZM91 262V263H92ZM128 262V261H127ZM135 262V261H134ZM143 262V261H142ZM172 262V261H171ZM203 262V261H202ZM233 262V261H232ZM236 262H238L237 260L235 261V263ZM92 263V264H93ZM107 263V262H106ZM109 264H110V262H108ZM139 263H141V261L139 262ZM143 263H145V262H143ZM234 262L232 263V264H235ZM247 263H249L248 261H247ZM247 263H245V264H247ZM252 263V262H251ZM19 264H21V263H19ZM103 264V263H102ZM133 264V263H132ZM134 264H136V263H134ZM156 264V263H155ZM209 264H210V262H209ZM241 264V263H240Z\"/></svg>",
    "mask_w": 264,
    "mask_h": 264
}]
</instances>
